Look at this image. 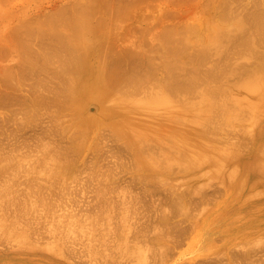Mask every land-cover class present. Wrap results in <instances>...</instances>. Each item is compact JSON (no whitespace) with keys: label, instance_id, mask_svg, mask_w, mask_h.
I'll use <instances>...</instances> for the list:
<instances>
[{"label":"rangeland","instance_id":"1","mask_svg":"<svg viewBox=\"0 0 264 264\" xmlns=\"http://www.w3.org/2000/svg\"><path fill=\"white\" fill-rule=\"evenodd\" d=\"M66 0H0V15L2 16L3 15V12H5L4 13V15L7 17L9 14H10V19L8 18V20L7 19H5L6 17H0L1 19H0V75H3V76H0L1 78L2 77H6L7 75V73H8V78L6 77L5 79H7V80H0L1 82L0 83H2L3 82V84H4V87H6L5 89L4 88H2V89H0V91H9V90H12V88H10L11 86L13 87L14 86V84H16L15 82H17V81H23L24 80V84H26V79H27V81L29 80V75H26V76H28L29 78H26V79H24L25 78V76L24 75H22L21 77H20V74H21V72L19 71V68L17 67L18 66V58H17V48H18V40L20 39V40H22L23 41V39H26V38H28V39H30V41H32L31 43H32V45H33V41L36 39H38L39 41H41L40 39H43L44 38V36L42 37V36H40V34L38 33V32H42L43 30V33L45 32V34L47 35V33H48V29L50 28V26L52 25L51 23L55 20V16H56V12H58L59 10H57L58 9V5L60 6V3L62 4V3H66L67 4V2H68V4L70 3H72V2H74V1H76V0H67L66 2H65ZM70 1H72V2H70ZM145 1H150V2H148V6L146 7L147 9H145L144 7V4L145 5H147L146 4V2ZM143 0V1H141V2H144L143 3V5H142V3L140 4V3H137L138 5H139V7H135V8H132L131 9V11L133 12H130V10H128L126 13H128L127 15H126V13H123L124 15H126L128 18L131 16V19L129 18V20H127L128 18H126L125 16V20H123V14L121 15V17L120 16H118V18H122V20L124 21V23L123 22H121L120 21V19H119V21H120V23L122 24V26H121V24L116 20L115 21V19H116V17H112L111 19H109V17L108 16H106V17H108V18H106L107 20H106V22L108 21L109 22V24H108V22L107 23H105V26H104V30L105 31H107V29H108V31L110 32V39H112V40H110V43L112 42V44H111V46L114 44V41H115V43L117 42V39H119L118 40V42L116 43V44H114V46H112V49L114 48L115 49V47H116V51H117V49H118V51L120 52V50H123L122 52H125V51H128V50H130V51H136L137 53H138V51L139 50H141V48H142V46L143 47H147V50H148V48H155L156 46L153 44V40H154V43L156 42V44H158V45H160V42H161V37L160 36H156V35H159V32H160V30L159 29H161L162 28V30H164L166 27L165 26H163L164 24L165 25H169V26H171L172 24H174V25H172L173 26V28H174V26L175 27H178L179 25V27H181V26H183V24H185V25H187V23L189 22V24L187 25V26H190V24H194V21H193V19L197 22V26L200 28V31L202 30L203 31V33H204V30H203V26H205V23L206 22H208V20L206 19L207 17H210V16H207L208 15V13L212 16L214 13H217L218 11H219V8H221V7H219L221 4V2H222V0H217V2H219L220 1V3H217L218 5H216V3L215 4H213V5H216V6H218L219 8H213L212 10H211V8L213 7V5H212V3H214V2H216V1H214V2H212V0L211 1H209V0H207V2L209 1V2H211V3H209L210 4V7L208 6V5H206V6H208V8L206 7V8H204L205 6H203V5H205L207 2H206V0H185V1H183L182 3H181V0H180V2L178 1L177 2V0H176V2H177V4H175L176 2H173V0H172V2L173 3H171L170 2V0L167 2V3H169V4H166V1L165 0H159V1H161V2H159L158 0H157V2L159 3V5L157 4V2L156 1H152V0ZM151 1H152V3H153V5H151L152 3H151ZM165 3H164V2ZM175 1V0H174ZM188 1H190L189 3H188ZM239 1V0H238ZM245 1H248V2H246V4L242 7V4H241V7L237 4L236 6H239V8L241 9V10H243V8L245 7V6H247V3L248 4H250V3H253V4H250V5H248L247 7H245V8H248L249 9V6H250V8H252L251 6H254V3L257 1V2H262V1H264V0H245ZM60 2V3H59ZM163 2V3H162ZM195 2V3H194ZM203 2V3H202ZM206 2V3H205ZM235 2L236 1H234V2H232L233 3V5H232V3L230 2V4L229 5H232L233 7H236L235 6ZM240 2V1H239ZM242 2L244 3V0H242ZM242 2H240V3H242ZM28 3V4H27ZM52 3H54L55 5H53ZM151 3V4H150ZM162 3V4H161ZM170 3L171 4H175V6L174 5H170ZM185 3V4H184ZM207 3V4H208ZM239 3V4H240ZM57 4V5H56ZM67 4V5H68ZM256 4H258V3H255V5ZM20 5V6H19ZM53 5V6H52ZM63 5V4H62ZM62 5L60 6V8L62 7ZM154 5H155V7H154ZM176 5H178V6H176ZM200 5H201V7H200ZM212 5V6H211ZM55 6H57V7H55ZM63 6H66V5H63ZM152 6V7H151ZM166 6V7H165ZM231 6V7H232ZM16 7H17V9H18V11L16 10ZM48 7V8H47ZM51 7V8H50ZM143 7V8H142ZM148 7H150V9H148ZM215 7V6H214ZM230 6H228V8L230 9V10H232V8H231ZM22 8V9H21ZM55 9V10H57V11H55V10H53V9ZM59 8V9H60ZM164 10H163V9ZM170 8V9H169ZM203 8H204V10H203ZM237 8V7H236ZM255 8V7H254ZM257 8V7H256ZM255 8V9H256ZM55 11V16H53L52 17V15L54 14V12L52 11ZM167 9V12H168V14L167 13H165V10ZM193 9V10H192ZM202 9V10H201ZM210 9V11H208V13L206 12V10H209ZM235 8H233V10H234ZM248 9H246L247 11H249ZM180 10V11H179ZM236 10V9H235ZM237 10H238V8H237ZM241 10H239L238 12H240ZM245 9H244V12L246 11ZM3 11V12H2ZM15 11V12H14ZM50 11H52L53 12V14H51L50 13ZM139 11V12H138ZM146 11V12H145ZM174 13H173V12ZM204 13H203V12ZM213 11H215V12H213ZM252 11V10H251ZM18 12H20V13H18ZM34 12L38 15L39 13H41V14H39L38 16L36 15V14H34ZM44 12V13H43ZM138 12V13H137ZM157 12H159V13H157ZM163 12V13H162ZM172 13L171 15H170V13ZM210 12H212V13H210ZM220 13H221V11H219ZM229 12H231V11H229ZM233 12V11H232ZM232 12H231V14H232ZM243 11H241V13H242ZM250 12V11H249ZM2 13V14H1ZM14 13V14H13ZM15 13H16V15H15ZM26 14L27 13V16H25V17H23V14ZM48 13H50V14H48ZM132 13V14H131ZM144 13V14H143ZM149 13V14H148ZM8 14V15H7ZM11 14H13V15H11ZM22 14V16H20ZM28 14H29V16H28ZM31 14V15H30ZM43 14V15H42ZM45 14V15H44ZM161 14L162 15H165V17L164 16H161ZM174 14V15H173ZM235 14H237L236 13V11H235ZM240 14V13H239ZM246 14V13H245ZM3 15V16H4ZM141 15H145V16H143V18H142V16ZM158 15V16H157ZM160 15V16H159ZM166 15H170L169 17L168 16H166ZM217 15V16H216ZM214 14L209 20H211L212 21V24L214 25V29H215V27H216V21L218 20L217 18H219L218 17V15L219 14ZM233 15V14H232ZM242 15V14H241ZM14 16V17H13ZM19 16V17H18ZM30 16H33V17H30ZM37 16V17H36ZM47 16H48V18H47ZM134 16V17H133ZM155 16H157L156 18H155ZM176 16V17H175ZM206 17L205 19V23H204V21L202 20V21H200V20H198L199 18L200 19H202L203 17ZM216 16V17H215ZM219 16H221V14L219 15ZM40 17V18H39ZM43 17V18H42ZM136 17V18H135ZM146 17V18H145ZM158 17H160V18H158ZM164 17V18H163ZM168 19H167V18ZM175 18V20H174V18ZM214 17H215V19H214ZM11 18H12V20H11ZM29 18H30V20H29ZM38 18V19H37ZM42 18V19H41ZM51 18V19H50ZM114 18V19H113ZM117 18V19H118ZM162 18V19H161ZM212 18H213V20H212ZM5 19V20H4ZM21 20V21H17V20ZM35 19H36V21H35ZM39 19H41V21L43 20L44 21V23H43V21L41 22ZM114 20L113 22H111V20ZM155 20V22H154V20ZM161 19V20H160ZM220 19L222 20V22H223V20L224 19H222V17H220ZM11 20V21H10ZM17 22H16V21ZM28 20V24H27V21ZM37 20H39V22H41L42 23V25L44 24V27L40 24L39 25V23H37L38 21ZM46 20V21H45ZM127 20V21H126ZM153 20V21H152ZM189 20H192V21H189ZM200 21V22H198V21ZM221 20H218V21H220L221 22ZM14 21L16 22L14 25H13V23H14ZM23 21V23H21ZM126 21V22H125ZM131 21V22H130ZM141 21V22H140ZM149 21H151V23L149 22ZM215 21V22H214ZM26 22V23H25ZM31 22V23H30ZM35 24H34V23ZM46 22V23H45ZM47 22H50V26H49V24L47 25ZM117 22L119 23V25L117 24ZM150 24H149V23ZM157 22V23H156ZM187 22V23H186ZM195 22V23H196ZM214 22V23H213ZM220 22H218V23H220ZM19 23V24H18ZM25 23V24H24ZM29 23H30V26L28 27V25H29ZM155 25H154V24ZM171 23V24H170ZM203 23H204V25H203ZM217 23V24H218ZM23 24V25H22ZM34 24V25H33ZM37 24L39 25V26H37ZM107 24V25H106ZM111 24H113V28H115L114 30V32L115 33H113V28H112V25ZM145 24H148V25H145ZM211 24V23H210ZM210 24L208 25V23L206 24V28L204 27V29L206 30L207 29V27L208 28H210V27H212L213 28V25L211 24V26H210ZM18 25H21V26H18ZM25 25H26V27H25ZM33 25V26H32ZM39 28V29H35V28H33V27H36V26ZM116 25V26H115ZM120 26L119 27V30L117 29L118 28V26ZM152 26V29H151V27L149 28L148 26ZM184 25V26H185ZM200 25H201V27H202V29H201V27H200ZM208 25V26H207ZM31 26H32V28H31ZM53 26V25H52ZM110 26V28H107V27H109ZM115 26V27H114ZM139 26V27H138ZM165 27V28H163V27ZM192 26V25H191ZM195 26V25H194ZM196 26V27H197ZM41 27V28H40ZM43 27V28H42ZM46 27V28H45ZM106 27V28H105ZM131 27L133 28H135V30H137V32L134 30V28L133 29H131ZM46 30H45V29ZM54 28V27H53ZM53 28H50V29H53ZM126 28V29H125ZM169 28V27H168ZM172 28V27H171ZM185 28H187V27H185ZM15 29H17V32H16V30ZM25 29H31V33H32V31L33 32H35L36 33V35H35V33L33 34V36H32V34H31V36H29V35H26V30ZM33 29H35V31L33 30ZM40 29H42V31H40ZM129 29L130 30H132V32H131V34H133V35H131V34H129L130 33V31H129ZM144 29V30H143ZM146 29V30H145ZM158 29V30H157ZM184 29V27H182V30ZM8 30V31H7ZM48 30V31H47ZM112 30V31H111ZM121 30L123 31V32H121ZM140 30V31H139ZM174 31H172V32H175L177 29H173ZM14 31V32H13ZM38 31V32H37ZM120 31V32H119ZM139 31V32H138ZM159 31V32H158ZM179 31V30H178ZM181 31V30H180ZM12 34H11V33ZM16 32V33H15ZM47 32V33H46ZM147 32V33H146ZM156 32V33H155ZM158 32V33H157ZM7 33H9V34H7ZM113 33V34H112ZM116 33H118V34H116ZM119 33H121V34H119ZM137 33L139 34V35H137ZM178 33V32H177ZM181 34H183V32H180ZM184 33H185V31H184ZM16 34V35H15ZM19 34V35H18ZM39 34V35H38ZM42 34V33H41ZM129 34V35H128ZM136 34V35H135ZM142 34H143V36L145 37H143L142 36ZM149 34V35H148ZM160 34H161V32H160ZM15 37H13V36ZM25 35V36H24ZM175 35V34H174ZM177 35V34H176ZM17 36V37H16ZM35 36H37L36 38H35ZM119 36H120V38H119ZM135 36V37H134ZM178 37H180L179 36V34L177 35ZM12 37L15 39V42H14V40L12 39ZM21 37V38H20ZM22 37H24V38H22ZM32 37H34V40H33V38ZM42 37V38H41ZM113 37H114V39H113ZM139 39H138V38ZM7 40H6V39ZM10 38V39H9ZM19 38V39H18ZM116 38V39H115ZM132 38V39H131ZM173 38V37H172ZM48 39H50V38H48ZM135 39V40H134ZM141 39V40H140ZM142 39H143V42H141L142 41ZM144 39H145V41L148 39V41H144ZM173 39H176V36H175V38H173ZM231 39V38H230ZM230 39H228V40H230ZM7 41L6 43H8V44H11V45H5V42H3V41ZM11 40H12V42H11ZM17 40V41H16ZM34 41V45L36 44V42H38V40L37 41ZM44 41H45V43H46V40H47V37H46V39H43ZM160 40V42H158ZM227 40V41H228ZM233 40V38L231 39V41ZM43 41V42H44ZM134 41H135V43H134ZM3 42V43H2ZM49 42H51V40H49ZM138 42V43H137ZM139 42L141 43V44H139ZM226 42V41H225ZM225 42H223L224 43V45L226 44L227 46L229 45V44H231L232 42H234V40L230 43V41H229V43H225ZM1 43H2V46H1ZM41 43H42V41H41ZM44 43V44H45ZM135 45H134V44ZM151 43L153 44V46L151 45ZM38 44V43H37ZM36 44V45H37ZM43 44V45H44ZM118 44H119V46H118ZM16 45V46H15ZM35 45V46H36ZM39 45V44H38ZM37 45V47L38 48H40V46H38ZM117 45V46H116ZM136 45H138L137 47H136ZM232 45H233V43H232ZM14 46V47H13ZM34 46V47H35ZM132 46V47H131ZM226 46V47H227ZM9 47V48H8ZM36 47V48H37ZM124 47V48H123ZM229 47H231V45H229ZM6 48V49H5ZM12 48V49H11ZM156 48H159L158 46L156 47ZM3 49H4V51H3ZM8 50H10V51H8ZM158 50H161L160 48L158 49ZM157 50V52H156V49L154 50V49H151V52H152V54L154 53V55H155V52H156V55L158 54L159 55V52L160 51H158ZM142 51V50H141ZM144 51H146V49L145 50H143L142 51V53L141 52H139L140 54H142L143 55V52ZM155 51V52H154ZM149 52H150V50H149ZM151 52L150 53H148V51H147V53L148 54H150L151 55ZM147 53H145L144 52V54L145 55H147ZM162 53V52H161ZM160 53V54H161ZM5 55V57L4 58H6V55L8 56V55H10V57L8 56L6 59H4V60H2L3 58H1L2 56H4ZM15 57V59H14V57L12 56V55ZM149 55V56H150ZM148 56V55H147ZM153 56V55H152ZM160 56V55H159ZM159 56H155L156 58H160ZM12 57H13V59H12ZM145 57V56H144ZM155 57L153 58V57H151L152 59H155ZM177 57V56H176ZM173 58V59H177V58H179V59H184V57H177V58ZM10 58V59H9ZM146 58V57H145ZM145 58H141V59H144V60H146ZM150 58V59H151ZM211 58H213V57H211ZM220 59H221V57H219ZM219 58L217 57V60H219ZM223 58V57H222ZM88 59L89 60H92V58H89L88 57ZM178 59V60H179ZM182 59H181V61H182ZM147 60H149V58L147 59ZM186 60H189L187 57H186ZM186 60H183V62L184 61H186ZM8 61V62H7ZM12 63L11 65H7V64H10V62ZM157 61H158V59H157ZM159 61H160V59H159ZM158 61V62H159ZM151 62V61H150ZM155 62L156 61H154L153 60V62H152V65H154L155 64ZM178 62V61H177ZM183 62L181 63L183 66H188V62L185 64V62H184V64H183ZM189 62H190V60H189ZM195 62V61H194ZM154 63V64H153ZM157 63V62H156ZM191 63L193 64V62L191 61ZM191 63H190V66H192L191 65ZM15 64H17V65H15ZM179 64V63H178ZM196 64V63H195ZM55 63L54 64H51V66L54 68L55 66ZM157 66L156 67H159L158 68V72L156 71V74L157 73H159V75H161L160 77H162V76H165L166 77V74H165V72H163V70L161 69V65H160V62L158 63V64H156ZM159 65V66H158ZM181 65V66H182ZM194 65V64H193ZM11 66H12V68H11ZM50 66V65H49ZM161 66V67H160ZM182 66V67H183ZM186 66V67H187ZM195 66V65H194ZM185 67V68H186ZM201 67H203L202 66V64H201ZM18 70H17V69ZM15 69L17 70L16 72H15ZM47 69V68H46ZM49 70H50V68H48ZM47 69V70H48ZM52 69V68H51ZM157 69V68H156ZM162 70V72L165 74V75H163L162 74V72H160L161 70ZM188 69H190V67H188V68H186V70L187 71H185V69H183L185 72H188L189 70ZM14 70V71H13ZM46 70V71H47ZM54 70V69H53ZM53 70H51V72L53 71ZM160 70V71H159ZM182 70V69H181ZM181 71V72H184V71ZM5 71H7V72H5ZM10 72H11V76L9 75L10 74ZM13 72H15L16 74H12ZM184 72V73H185ZM4 73V74H3ZM20 73V74H19ZM48 73V74H47ZM47 73L45 72V74H47L48 76H49V74H52V73H50V72H48L47 71ZM161 73V74H160ZM43 75V77L45 76L46 77V75ZM6 75V76H5ZM14 75H18L17 77H19L20 78V80H16L15 78H16V76H14ZM35 75V74H34ZM39 75V74H38ZM41 75V74H40ZM39 75V76H40ZM53 75V74H52ZM52 75H50L49 76V78H50V80H53L54 81V83H55V81L58 83V85H60L59 84V82H58V80H60V75H56L57 77H55L54 75H53V77H52ZM159 75H157L158 77H159ZM59 76V77H58ZM233 76H234V74H233ZM233 76H230L229 78H231V79H233ZM10 77V78H9ZM13 77H15V78H13ZM34 77V76H33ZM37 78H38V76H36ZM35 77V78H36ZM43 77H41L40 76V78H42V80H44V83H45V85H43L44 87H46V84H50L51 85V82H53V81H50V80H48L47 81V78L45 79H43ZM0 78V79H1ZM18 78V79H19ZM36 78V79H37ZM54 78H58V79H54ZM164 78V77H163ZM3 79V78H2ZM13 79H15V80H13ZM31 79H32V75H31V78H30V80L28 81L29 83L31 82ZM36 79H32V81L34 80V81H36ZM162 79V78H161ZM38 80V79H37ZM42 80H38L39 81V85L40 86H42V84H44V83H40V82H42ZM227 80V79H226ZM229 80V79H228ZM227 80V81H228ZM6 81L7 82H9V83H6ZM37 81V82H38ZM46 81V82H45ZM232 80H230L229 82H231ZM28 82H27V84H28ZM37 82H36V84H37ZM21 83H23V82H17V84H18V87H19V85L21 84ZM32 83V82H31ZM30 83V84H31ZM57 83L55 84L56 86H55V88L56 87H58V85H57ZM7 84H9V85H6ZM24 84H21V85H24ZM29 84V86H31V87H33L34 89H35V92H31L32 93V95H31V93L29 94V93H27V92H25V91H27L26 89L27 88H24L25 90L23 91V88L22 87H19V88H22V91L17 87V85H15V87H13V88H16V89H14L13 91H10L11 93H10V95L12 94L13 95V93L12 92H14V91H16V90H18L19 92L21 91L23 94H24V96L25 97H29L27 100H26V98H24V96H21V95H17V96H12L11 95V97H10V95L8 94V99H6L5 100V105L2 103H0L1 105H0V107H3V105L4 106H6L8 103L7 102H10L11 100L13 101V103H15V102H17V100H18V102H19V100H21V98L23 97V100H24V103H22L23 102V100H21L22 102H21V104L20 103H15V104H17V105H13V107L14 108H12V107H10L11 108V110L8 108V110L6 109V111H5V108H0L3 112H6L5 114H3V112H1V110H0V116L1 115H4V116H1L2 118H0V119H4L2 122V124L0 125V129H5V130H0V190H2V189H5V188H8L9 187V189H13L14 188V190L16 191V189H17V192L19 191L18 190V188H23L22 190H24L25 191V189L27 188V190L31 187V185H37V183L38 182H40V180H38V177L40 176V175H42L41 176V178L40 179H42L43 180V178L45 179L44 181L45 182H47V183H45V182H43L42 183V180H41V184H40V190H41V188H42V185H43V188H42V190L41 191H43L45 194H49V195H52V196H50V197H52L53 198V200H52V203H54V204H56L55 205V208L56 207H58V210H59V208H63V209H60L59 210V212H57L56 210H54V211H56V212H54V213H56V215H53V216H51V217H53V219H58L59 218V215H58V218H57V214L58 213H60L61 212V210H65V211H67V210H69L68 212L70 213L71 211L73 212V213H75L74 212V210L75 211H78V213L77 214H75V216H74V214H72V216H73V218H78L77 220H79V221H77V222H75V224L77 223H79L78 225H77V227H79V225L81 224V222L80 221H82L83 219L84 220H86V222H84V220L82 221V222H84V223H82V227H84V229H82V227L81 228H77V227H74L73 229H75V230H77V229H79V231H82V232H78L77 231V233H76V231H73V236L72 235H70L71 237L69 238V236H67L66 234H64V232H61L60 231V233L63 235L64 234V236L65 237H67V239L66 238H64V237H62V238H64L65 239V241L62 239V241H64V242H66V241H68L67 243H65L66 245H64L63 244V242H60V243H62L64 246H67V250L65 249L64 251H63V249L65 248V247H63V245L61 244V249H62V251L63 252H65L66 254H64V253H62V251H61V249L59 250V254H63V258L58 254V256H60L61 258H59V257H57L56 255L57 254H52L51 253V255H50V253L47 251V248H49L52 244H53V246L55 247V245H54V238L56 239V237H58V236H55V237H52L51 238V236H50V234L52 235V233H50V234H48L49 232L46 230V234H48L49 236L47 237V235L45 234V232H44V237L42 236V234H43V231H45L44 229H46V228H44L45 226L47 227V228H49V226L47 225V224H49V223H47V222H49V220H53L50 216L48 217V220L47 219H45L46 220V224H45V220H44V218H45V215H44V217H42V219L44 220V223H43V221L40 219L39 221V223H43L44 224V226L42 225V223L41 224H39L38 226H41V227H43V228H41V227H39L38 228V230L37 231H39V229L41 228V229H43V231H39V233L37 234V236H38V238H37V236L35 235H32L36 230H34L33 232L31 231V230H33L32 229V227H33V225L36 227V225L38 224V222H36V219L37 218H35V221H34V223L33 222H31L32 223V225H29V226H31V230H29V228L30 227H28V230L29 231H31V233L27 230V227L25 228V227H23V228H25L26 230V232H28L27 233V235L29 234L31 237H32V240L34 241V239L35 238H37V239H35V242L37 241L38 242V239H41L42 241H40L39 240V242L38 243H43V241H44V245L46 246V247H44L43 245H41V249L40 248H38V246L41 244H38V245H36L32 240H29L28 238H30L29 237V235L27 236V242L29 241L30 243H31V241L33 242V244H35V246H34V248L35 247H37V248H35V249H33L32 248V245H29V246H24V245H22L23 247H18V246H16V243H14V238H13V240L11 239H6V236H4V234L2 235V230L0 229V264H24V263H27V262H25V260H27V258H25L26 256L28 257H30V258H33L35 255H41L42 256V254L43 255H45V257H50V256H52V257H50V258H53V259H55V257L56 258H59V259H61V261L62 260H65V262H66V257H64V256H66L67 255V257H68V261L69 262H67L66 264H134V261H135V264H264V174H261V172H263L264 173V168H262L259 172L257 171L256 172V174H254L250 169V164H252V165H256L255 164V162L257 161V157H256V155H257V152H259V154L260 153H264V131L261 133V131H262V128H258V126H260L257 122H255V121H253V122H250V126L251 127H249V116L250 115H248L247 113L248 112H246V114H247V116L248 117H246V114H244L245 112H242L244 115H245V118H240V114H241V110H242V108L241 107H238L239 105H234V106H231V108H230V106H228V104L230 103V102H228L226 105V107L228 108V110H229V108H230V112L232 113H234V112H236V110L237 111H239V109H241L240 110V113H238L237 112V114H239L238 116H239V118L237 117L236 119H235V117H236V115L237 114H233L231 117H229V119H230V121L229 120H227L226 121V123L224 124H222V122H221V126L222 125H225V127H227V125H228V128L230 127V129L232 128V129H236V127H238L237 125H239V124H242L239 128L241 129V130H243L244 128L245 129H247L248 128V130H250L249 128H251V136H250V134L248 133V131L247 130H245V131H247V132H245L244 130H243V134H242V131L240 130V131H238V133H240L241 132V134L243 135V136H240V135H238L237 133L235 134V131L237 132V130H234V131H232V132H234L232 135H231V137L232 136H234L233 138L235 139L236 137V139L237 140H232V139H230V141L232 142H230L228 139L230 138L228 135L227 136H225V137H229L228 139H225V137H224V139L223 138H221V140L222 141H224L223 143H222V141L220 140L218 143L219 144H217L216 143V145H218L217 146V148L218 149H222V150H226L225 152H223V155H219V157L221 158L222 156H223V158H221L222 159V161L224 160V162L222 163L220 160V162L218 161H216V160H212V159H210L209 157H208V152H207V145L205 146V145H201V146H194V147H196L195 148V151H191V149L189 148L188 150L190 151H184L185 150V148H184V150H182V149H180L181 147H179V149L181 150L180 152H183V156H185V157H187V158H185V157H183L182 158V156L180 155V154H178L177 153V151L178 150H176V156H175V153L172 155V153H173V150H174V148H175V146H174V148L172 149V150H170V152H171V154H169L168 156H167V154L166 153H163L162 151H164V150H168V149H166V148H168V146L166 145V140H164L163 142H165V143H163V144H165V148H163L162 149V151H161V154H163V157L165 156V158L166 157H170V155L171 156H174V157H177L178 155L179 156H181L180 158H177V161H175V162H178V159H181L180 160V162L182 161V163L184 162L183 160L185 159V161L187 160L188 162H187V164L189 163V165H187L186 166V164L185 165H183L182 166V163L181 164H179V166L181 165L182 167H178V165H177V163L174 165V166H176L175 167V169H174V166L171 164L170 165V169L169 168H166V167H168V166H166V167H164V165H163V167H164V169H163V167H162V164H161V162H160V166H161V170L157 167H153V165H155V166H158L159 165V161H168L169 159H173L172 157L171 158H169L168 160H167V158L165 159V158H161L159 161H156L157 159L156 158H160L162 155L160 154V156H159V153H158V151H160V149H161V146L159 145L158 146V143L156 142L158 139H159V137L158 136H160V134L159 135H156V139L154 138L153 140H156V141H154V142H156V144H154V145H152L153 143H151L150 142V144L152 145V146H150V144L149 143H146L147 141H150V140H148V138H146L147 139V141L146 140H144V142L145 143H143V142H140L141 143V145L142 144H145L143 147L142 146H140V147H136V144H138L137 143V141H138V139H140V137L141 136H139V138L137 139V135L135 134V136H137L136 138H135V140H137L136 142H133V144L131 143V147H130V144L129 143H127V139L126 140H124V142H123V140L122 139H125V138H122V134H120V135H117V134H119L120 132H118L117 130V124L116 123H114V122H112V120L110 119L109 121L110 122H112L113 124L111 125V124H109V121H106L107 120V118H101L102 120H104L106 123H108L109 124V126L112 128V126L115 124V126L117 127H115V126H113V132L118 136V140L116 139L117 138V136H113L112 134H111V132H110V129H109V126H108V124H105L104 123V121H102L101 119H96V120H94V123L92 122V124L91 123H88V125L86 124L85 126H87L88 128H90L89 130L87 129V127H84V124H81L80 122H77V124L79 123L81 126H83L84 128H81V127H79L80 125H78V128H75V126L77 125L76 124V121L74 120V122H72L71 124H69L68 123V121L66 122V121H64V122H61L60 123V119H58L57 117H58V115L57 114H52L53 113V111L55 112V110L53 109V108H55L54 106L52 107L51 106V108H50V106L49 105H47L48 103H47V101L49 100V99H47L48 97H47V93H45V92H43L42 91V94L44 95V94H46L45 95V101H44V98L42 99V94L40 93L41 92V90H45L43 87V89L41 88V90L39 91H37L36 90V84L35 85H30ZM53 84V83H52ZM20 85V86H21ZM38 85V86H39ZM49 85V86H50ZM2 86V84L0 85V87ZM8 86H9V88L10 89H7L8 88ZM25 86V85H24ZM53 86V85H52ZM25 87H27V85L25 86ZM30 87V88H31ZM51 87V86H50ZM49 87V88H50ZM30 88H28L29 90H30ZM40 88V87H39ZM54 87H53V89H55ZM4 89V90H3ZM34 89H33V91H34ZM38 89V88H37ZM57 89H59V87L57 88ZM46 90H49L48 89V87H47V89ZM15 92L16 94L18 93L19 94V92ZM31 91H32V89H31ZM56 91H58V90H56ZM36 92H39V93H36ZM47 92V91H46ZM50 92V93H49ZM48 93L51 95V97H53V101L54 100H56V99H54V96L52 95V93L54 92L53 90L51 91V89H50V91H49ZM62 92V91H61ZM6 93H8V92H6ZM14 93V94H15ZM25 93H27L26 95H25ZM36 93V94H35ZM64 93V92H63ZM62 93V94H63ZM22 94V95H23ZM54 94V93H53ZM37 97H36V96ZM57 95V94H56ZM19 96H20V98H19ZM41 96V98H39ZM30 97H31V100H30ZM36 99H35V98ZM47 97V98H46ZM50 97V96H49ZM12 98H14V99H12ZM15 98H16V101H15ZM55 98H56V96H55ZM192 98V97H191ZM34 99H35V101L37 102L36 103V106L37 107H35L36 109H35V113L36 114H33V116L35 115V118H36V120H37V124L35 123L36 122V120H35V118L33 119V125H31L32 124V120H28V119H26L25 121H27V122H25L24 120H21V121H23V122H21L20 121V119H25V118H23V117H25V114H23L22 113V111H24V109H25V111L26 110H30V109H27V108H29L30 106H28V104H26V103H31V102H33L34 101ZM46 99H47V101H46ZM10 100V101H9ZM29 100V101H28ZM40 100H43V101H40ZM34 101V102H35ZM92 101V100H91ZM49 102V101H48ZM50 102H52V101H50ZM49 102V103H50ZM55 102V101H54ZM54 102H52L53 104H54ZM87 102V101H86ZM10 103H12V102H10ZM12 103V104H13ZM40 103H43V104H40ZM47 103V104H46ZM12 104H9L8 106H10V105H12ZM40 104V105H39ZM233 104V103H232ZM19 105H21V106H19ZM22 105H26V106H28V107H22ZM30 105V104H29ZM42 105V106H41ZM46 105H47V107L50 109H48L47 110V108H46ZM50 105H52L51 103H50ZM87 105V106H86ZM86 105L84 106L85 108H83V110H85V111H83V112H85L86 113V110L88 111L86 114H91V115H86V116H94V113L96 114L97 112H98V109H95L94 108V105L92 104V103H89V105H88V103H86ZM21 107L20 109H22V111L20 112L19 110V107ZM42 108H41V107ZM56 106V108H57V105H55ZM90 106V107H89ZM236 106V107H235ZM46 109H45V108ZM232 107H235V109L236 110H233L234 108H232ZM238 107V108H237ZM55 108V109H56ZM14 109V110H13ZM15 109L17 110V111H15ZM40 109V110H39ZM43 109H45V110H43ZM94 109L96 110V112L94 111ZM12 111V112H10V111ZM53 110V111H52ZM89 110L91 111V112H93V113H89ZM24 111V113H27L28 111H26L25 112ZM43 111V112H42ZM45 111V112H44ZM242 111H244V110H242ZM15 112H17V114L15 113ZM37 112H39L38 114L40 115V117L42 116V118L44 119H42V118H40V117H38V114H37ZM49 113V114H46V113ZM50 112H51V114H50ZM2 113V114H1ZM11 113V114H10ZM20 113V114H19ZM41 113H42V115H41ZM45 115H44V114ZM56 113H57V109H56ZM84 113V114H85ZM250 113V112H249ZM9 114V115H8ZM11 115H12V118H11ZM24 115V116H23ZM37 115V116H36ZM53 115H54V117H53ZM99 115V113H97V115H95V117H97ZM244 115H242V117H244ZM13 116H15V117H13ZM23 116V117H22ZM55 118V120H56V118H57V121L59 120V122H57V121H55L54 119H52V123H51V118ZM57 116V117H56ZM233 116H235V117H233ZM5 117V118H4ZM17 117V118H16ZM49 117V118H48ZM11 118V119H10ZM14 118V119H13ZM16 118V119H15ZM46 118V119H45ZM231 118L236 122L235 124H237L238 122L237 121H239L240 123L239 124H237L236 125V127H234L235 126V124H234V121H232L231 120ZM5 119H7V121L9 122V124H8V122L5 120ZM13 119V122H14V124L11 122V120ZM48 119V120H47ZM62 119V118H61ZM109 119V118H108ZM238 119V120H237ZM244 119H248L247 120V122H245L246 124V126L244 125V123H242V121L244 120ZM48 122H47V121ZM242 120V121H241ZM246 120H244V121H246ZM19 122L18 123V125H21V126H18L17 125V123L16 122ZM31 121V122H30ZM39 121V122H38ZM63 121V120H62ZM98 121H100V122H98ZM21 122V123H20ZM58 123V125H57V129H55L54 127H52V126H55L56 125V123ZM223 122H225V121H223ZM0 123H1V121H0ZM26 123V124H25ZM45 123V124H44ZM48 123H51V124H49L48 126V128H50V129H48L46 126H47V124ZM60 123V124H59ZM63 123L64 124H66V123H68V125H63ZM102 123V125H100ZM229 123H231L232 125H229ZM13 126H15V127H13ZM42 125V126H40V125ZM76 124V125H75ZM253 124V125H252ZM8 125V126H7ZM11 125V127H9ZM24 125V126H23ZM38 125V126H37ZM50 125H51V127H50ZM92 125V126H91ZM94 125V126H93ZM234 125V126H233ZM5 126V127H4ZM23 126V127H22ZM37 126V127H36ZM58 126H59V130H58ZM65 128H64V127ZM108 126V127H107ZM158 126V125H157ZM232 126V127H231ZM18 127H19V129H21V130H19L18 129ZM21 127V128H20ZM26 127V128H25ZM47 129H46V128ZM56 127V126H55ZM69 127V128H68ZM73 127H74V129H73ZM91 127H93V128H91ZM97 127V128H96ZM104 127V128H103ZM224 126L222 127L223 129H225L226 130V128H225ZM9 128V129H8ZM24 130H23V129ZM41 128V129H40ZM42 128H44L43 129V131H42ZM64 128V129H63ZM105 128H107V129H105ZM257 128V129H256ZM11 129V130H10ZM17 131H16V130ZM71 129V130H70ZM73 129V130H72ZM79 129H81L82 131H81V133L78 131ZM83 129L85 130V129H87V132L86 131H83ZM98 129H100L99 131H98ZM104 129H105V131H104ZM117 129V130H116ZM238 129V128H237ZM23 130V131H22ZM30 130V131H29ZM37 130H38V132H37ZM48 130V131H47ZM49 130H50V132H49ZM51 130H54V132H56V133H53V131H51ZM62 130H64V131H62ZM93 130V132H91ZM98 132H97V131ZM103 130V131H102ZM114 130H116V131H114ZM222 130V129H221ZM224 130V131H225ZM1 131H3V132H1ZM12 131H14L15 132V134H14V132H13V134H12ZM36 131V132H35ZM45 131H47V132H45ZM72 131H76V132H72ZM88 131H89V133H88ZM157 131H158V129H157ZM6 134H5V133ZM9 132V133H8ZM20 132V133H19ZM23 134H22V133ZM33 132H34V134H33ZM42 132H44V133H42ZM69 132V133H68ZM84 132H86L85 133V137L83 138V133ZM117 132V133H116ZM223 132V131H222ZM225 132H227V134L229 133V132H231L230 130L228 131V130H226ZM225 132H223L224 134H225ZM231 132V133H232ZM250 132V131H249ZM4 133V134H3ZM10 133H11V135H10ZM17 133V134H16ZM18 133H19V135H18ZM29 133V134H28ZM42 133V134H41ZM46 133V134H45ZM60 133V134H59ZM63 133H64V135H63ZM73 133V134H72ZM77 133V134H76ZM82 135V136H80V134ZM99 133V134H98ZM106 133V134H105ZM113 133V134H114ZM249 136V141H248V139L246 140V138H247V136H244V135H246V134ZM252 133H253V135H252ZM50 134V135H49ZM51 134H53V135H51ZM63 135V137H62V135ZM108 134V135H107ZM110 134V135H109ZM151 134L152 133H150V136H151ZM7 135V136H6ZM18 137H16V136ZM22 136L23 138H21V137H19V136ZM25 135H27L28 137H25ZM35 135V136H34ZM38 135H40V136H38ZM44 136V138L42 137V136ZM46 135V136H45ZM67 135V136H66ZM73 135V136H72ZM90 135H91V138H90ZM97 135V136H96ZM100 135V136H99ZM105 135V136H104ZM132 135V137H133V135L134 134H131ZM131 135L129 136V135H125V136H123V137H128V140L130 139V140H133L132 139V137H131ZM236 135V136H235ZM238 135V136H237ZM16 137V139H15V137ZM32 138H31V137ZM36 138V140L34 141V137ZM37 136V137H36ZM65 136V137H64ZM79 136V137H78ZM102 136V137H101ZM112 136H113V138H112ZM119 136H121V138L122 139H120L119 138ZM147 136V135H146ZM146 136H142V139H143V137H144V139H145V137ZM149 136V135H148ZM152 136H155L154 135V133L152 134ZM163 136L165 137L166 135H164L163 134ZM169 136V135H168ZM28 138V139H25V138ZM39 137V138H38ZM55 137V138H54ZM58 137V138H57ZM70 137H71V140H70ZM76 137V138H75ZM88 137V138H87ZM102 138V140H101V138ZM130 137V138H129ZM158 137V138H157ZM170 137L171 138H174V137H172L171 135H170ZM239 137V138H238ZM241 137H242V139H241ZM69 138V139H68ZM79 138V139H78ZM106 138V139H105ZM153 137H151V139H152ZM165 138H167V137H165ZM165 138H163V139H165ZM15 139V140H14ZM18 139H19V141L20 142H18ZM29 140V139H31V141L29 140V141H26L27 142V144H26V142H25V140ZM33 139V140H32ZM43 139V140H42ZM58 139V140H57ZM60 139V140H59ZM77 141H76V140ZM81 139V140H80ZM97 139V140H96ZM99 139V140H98ZM142 139H140L141 141H143ZM161 139V138H160ZM159 139V140H160ZM9 140V141H8ZM38 140V141H37ZM53 140V141H52ZM54 140H55V142H54ZM68 140V141H67ZM121 140H122V142H121ZM129 140V142H132V141H130ZM153 140H151V141H153ZM170 140V142L172 141V139H169L168 138V141ZM174 140V139H173ZM225 140H228L230 143H228L227 141V143L225 142ZM240 140V141H239ZM244 140H246V141H244ZM262 141V144H260L261 142L260 141ZM44 141H47V142H44ZM74 141V142H73ZM84 141V142H83ZM102 141H104L105 142V144L102 142ZM109 141V142H108ZM126 141V142H125ZM175 141V140H174ZM183 141H184V143H186L187 141H185L184 139H183ZM237 141V142H236ZM239 141V142H238ZM241 141H243L244 143H245V145H244V143L242 142V144H240L241 143ZM258 141V142H257ZM10 142V143H9ZM25 142V143H24ZM31 143V144H29V143ZM71 142V143H70ZM78 142V144L80 143V145H77V146H75L76 145V143ZM83 142V143H82ZM97 142V143H96ZM114 142V143H113ZM116 142V143H115ZM118 142V143H117ZM161 140H160V144H161ZM169 142V143H170ZM176 142V141H175ZM175 142H173V144L175 143ZM182 142V141H181ZM237 144H236V143ZM15 143H16V146H14L15 145ZM19 145H18V144ZM20 143H21V145H20ZM34 143V144H33ZM46 143H48V145L46 144ZM65 143V144H64ZM140 143H139V145H140ZM184 143H183V146L182 147H185L184 146ZM187 143H191L190 141L189 142H187ZM187 143H186V145H187ZM225 143V144H224ZM234 143V144H233ZM239 143V144H238ZM247 143V144H246ZM31 146L32 144V146L34 147V149H33V147L31 146H29V145ZM42 144V145H41ZM45 144V145H44ZM50 144V145H49ZM135 144V146H133ZM163 144H162V146H163ZM177 144H179L180 145V142L179 143H177ZM223 144V145H222ZM227 144V145H226ZM232 144H233V146H232ZM257 144V145H256ZM9 145H12V146H9ZM18 145V146H17ZM27 145V146H26ZM35 145V146H34ZM74 145V146H73ZM98 145H99V147H98ZM112 145V146H111ZM114 145V146H113ZM129 145V146H128ZM178 145V146H179ZM231 145V146H230ZM235 145H237V146H235ZM247 145V146H246ZM263 145V146H262ZM5 146V147H4ZM7 146V147H6ZM9 146V147H8ZM46 146V147H45ZM71 146V147H70ZM116 146V147H115ZM127 147L126 149H125V147ZM171 146V145H170ZM170 146H169V148H170ZM220 146V147H219ZM259 146V148H257ZM4 147V148H3ZM11 147H12V149L14 150V151H12L11 150ZM17 147V148H16ZM26 147V148H25ZM48 147V148H47ZM60 147V148H59ZM66 147H68V148H66ZM73 147H75L74 149H72ZM78 147V148H77ZM79 147H81V148H79ZM106 147V148H105ZM109 147V148H108ZM132 147H134V148H132ZM145 147V148H144ZM146 147H148V148H146ZM209 147V146H208ZM222 147H224V149L222 148ZM225 147L228 149H225ZM231 147V148H230ZM238 147H239V149H238ZM243 147V148H242ZM6 148H10L9 150L7 149V151H6ZM38 148V149H37ZM43 148H44V150H43ZM64 148V149H63ZM92 148H93V150H92ZM122 148V149H121ZM129 148H132V150H133V152H131L132 150H129ZM141 148L143 149V150H141ZM176 148H178L177 146H176ZM242 148V149H241ZM5 149V150H4ZM56 149H58V150H56ZM69 149H71V150H69ZM77 149H79L78 151V153H76L77 152ZM98 149V150H97ZM136 149V150H135ZM144 149L146 150V149H148V150H151V151H149L150 153H152V152H154L152 155H153V157L155 156V158H154V161H152V159H153V157H152V155H150V153H148L149 154V156H151L152 157V159H151V157H149V156H147V157H149V162H148V167L145 165H143V162H144V164H145V162L147 163V161L145 160V158H139V156L142 154V152L141 153H139V150H141V151H143V154H144V156L145 155H148V154H145V152H144ZM196 149H197V151H196ZM15 150H16V152H15ZM25 150V151H24ZM36 150V151H35ZM43 152H42V151ZM61 152H60V151ZM74 150L76 151V152H74ZM124 150V151H123ZM147 150V151H148ZM204 150V151H203ZM262 150H263V152H262ZM2 151V152H1ZM10 153H9V152ZM19 151V152H18ZM30 152V153H28V152ZM34 151V152H33ZM70 151V152H69ZM88 151V152H87ZM92 151V152H91ZM109 151V152H108ZM118 153H117V152ZM228 151V152H227ZM261 151V152H260ZM13 152V153H12ZM14 152H15V154H14ZM39 152V154H44V156H45V159L48 161V159H49V161L47 162V161H44L45 159H44V156H43V154L42 155H38L37 153ZM102 152V153H101ZM110 152H111V154H110ZM137 152V153H136ZM165 152V151H164ZM185 152V153H184ZM187 152H189V153H187ZM2 153H3V155H2ZM9 153V155H7V154ZM11 153H12V155H11ZM32 153V154H31ZM59 153V154H58ZM64 153V154H63ZM76 153V154H75ZM89 153H91V154H89ZM113 153V154H112ZM192 153V154H191ZM6 154V155H5ZM46 154V155H45ZM48 154V155H47ZM122 154V155H121ZM155 154V155H154ZM200 154V155H199ZM203 154V155H202ZM205 154V155H204ZM35 155H38V156H35ZM64 155H65V157H64ZM76 155V156H75ZM98 155H99V157H98ZM104 155H106L108 158H106V156L104 157ZM139 155V156H138ZM192 155H195V156H192ZM225 155H227L226 157H225ZM11 156H13V157H11ZM26 156V157H25ZM41 156H42V158H41ZM47 156V157H46ZM71 156V157H70ZM73 156V157H72ZM110 156V157H109ZM138 156V157H137ZM142 156V155H141ZM140 156V157H141ZM144 156H142V157H144ZM157 156V157H156ZM178 156V157H179ZM200 156H201V158H200ZM10 157V158H9ZM15 157V158H14ZM34 157H36L35 159L37 160L36 161V163H35V161H33L32 162V160H34ZM37 157H39V159L37 158ZM51 159H50V158ZM65 158V159H63V158ZM67 157V158H66ZM69 157V158H68ZM78 157V158H77ZM84 157H86V159L84 158ZM100 157L102 158V159H100ZM111 157H112V159H111ZM115 157V158H114ZM195 158V159H193V158ZM205 159H204V158ZM8 158L11 160H8ZM12 158V159H11ZM22 158V159H21ZM33 158V159H32ZM41 158V159H40ZM105 158V159H104ZM121 158H122V160H121ZM126 158V159H125ZM190 158V159H189ZM199 158V159H198ZM2 159V160H1ZM13 159H15V160H13ZM32 159V160H31ZM64 161H63V160ZM73 159V160H72ZM75 159V160H74ZM83 159V161H81ZM100 159V160H99ZM144 159V160H143ZM151 159V160H150ZM175 159V158H174ZM173 159V160H174ZM183 159V160H182ZM201 159V160H200ZM9 162H8V161ZM18 160L20 161V162H18ZM29 161L28 163L27 162H25V161ZM70 160H72V161H70ZM85 160V161H84ZM96 160V161H95ZM126 160V161H125ZM131 160V161H130ZM142 160V161H141ZM196 160V164L195 165H197V166H195L194 165V162L193 161H195ZM198 160V161H197ZM200 160V161H199ZM4 161V162H3ZM9 163H7V162ZM16 161V163H14V162ZM56 161H57V164H56ZM62 161H63V164H62ZM66 161H67V163H66ZM109 161V162H108ZM111 161H113L112 163H111ZM118 161V162H117ZM129 161V162H128ZM150 161L153 163V162H155V164L153 163H150ZM166 161H165V163H166ZM24 162V163H23ZM31 162H32V164H31ZM43 162V163H42ZM44 162H46V163H49V164H51V163H53V165L51 164L50 165V167H49V164H47L46 165V163H44ZM51 162V163H50ZM71 162H73V163H71ZM75 162V163H74ZM85 162V163H84ZM169 162V161H168ZM171 162H172V160H171ZM174 162V161H173ZM172 162V163H173ZM4 163V164H3ZM7 163V164H6ZM17 163H19V165H18V168L21 166V169L19 170L17 167H15V166H17L16 164ZM22 163V164H21ZM31 164V168H30V164ZM92 163V164H91ZM102 163V164H101ZM117 165H116V164ZM150 163V164H149ZM164 163V162H163ZM164 163V164H165ZM179 163V162H178ZM186 163V162H185ZM222 163V164H221ZM9 165L10 167H2L3 165ZM13 164H15V165H13ZM24 164H25V166H24ZM27 164H29V165H27ZM36 164V165H35ZM38 164H40V166L38 167ZM42 164H44V165H42ZM58 164H60V166H58ZM86 164H87V166H86ZM97 164V165H96ZM132 164V165H131ZM139 164V165H138ZM158 164V165H157ZM217 164V165H216ZM11 165L12 166H14V168L13 167H11ZM56 165V166H55ZM62 165L63 166H65V168L67 169H64V168H62ZM88 165H90V166H88ZM94 165V166H93ZM109 165V166H108ZM126 165V166H125ZM131 165V166H130ZM167 165H169L168 163H167ZM191 165H193V166H191ZM33 166H35L36 167V170H35V167H33ZM44 166V167H43ZM47 166V168L46 169H49V172L48 171H46V170H44L45 169V167ZM54 166V167H53ZM67 166V167H66ZM74 166V167H73ZM80 166V167H79ZM103 166V167H102ZM121 166V167H120ZM129 166V167H128ZM184 166H186V167H184ZM191 166V167H190ZM29 167V168H28ZM34 169H33V168ZM43 167V168H42ZM69 167V168H68ZM87 167H88V169H87ZM106 167V168H105ZM184 167V168H183ZM189 167V168H188ZM256 167V166H255ZM12 168V169H11ZM26 170H24V169ZM27 168L28 169H30V172H32V170H35V171H33L32 173H30L29 172V170H27ZM41 168H42V170H41ZM64 170V171H62V169ZM78 168V169H77ZM80 168V169H79ZM98 168V169H97ZM103 168V169H102ZM117 168V169H116ZM146 168H148V169H146ZM154 168V169H153ZM166 168V169H165ZM173 169V171H172V169ZM178 168V169H177ZM179 168H181V171L179 170ZM13 169H17V171L18 172H20L21 174L19 175V173L16 171V170H14L13 171ZM38 169H40V171H38ZM52 169V170H51ZM69 169V170H68ZM73 169V171H71ZM115 169V170H114ZM140 169V170H139ZM146 169V170H145ZM152 169H153V171H152ZM7 170H9L8 172H10V170H11V173L10 174H13L14 176L12 177V175L11 176H9L10 174H8V172H7ZM23 170V171H22ZM51 170V171H50ZM75 170H77V171H75ZM84 170H85V173L84 174H82V176H81V173H83L84 172ZM93 170V171H92ZM112 170V171H111ZM157 170V171H156ZM162 170H166V171H162ZM176 170V171H175ZM177 170H179V171H177ZM257 170V169H256ZM29 173H28V172ZM36 171H38V172H36ZM56 173H55V172ZM61 171H62V173H61ZM65 171H66V174H67V177H66V174H65ZM78 171H80V172H78ZM88 171V172H87ZM5 172V173H4ZM34 172L35 173H38L39 174V176H37L36 174H34ZM55 173L54 175H56V176H54L53 175V173ZM75 174H74V173ZM77 172V173H76ZM93 172V173H92ZM114 172H115V174H114ZM176 172V173H175ZM3 173H4V175H3ZM16 173H18V175L19 176H22V177H18V175L16 174ZM25 173V174H24ZM26 173H28V175L27 176H29L30 177V175L31 174H34L32 177L33 178H35V179H33V178H28L27 176V178L25 177V175H26ZM43 173H45V174H43ZM51 174V175H49V174ZM62 174L63 176V178L62 179H64L65 181L67 180V182L66 183H64L65 181H63V183H64V185H62L63 183H61L62 181H61V178L60 179H56V178H58V177H60L59 175L60 174ZM65 175H64V174ZM96 173V174H95ZM101 173H102V175H101ZM105 173V174H104ZM107 173V174H106ZM48 174V175H47ZM58 174V175H57ZM74 174V175H73ZM85 174H87L86 176H84ZM151 174V175H150ZM153 174V175H152ZM157 174H160V175H162L163 177H165V178H167V177H170V178H168V180H167V182H166V180L164 179H161L162 181H160V180H158V179H160L158 176H157ZM7 175V177H5ZM46 175V176H45ZM77 175V176H76ZM98 175V176H97ZM114 175V176H113ZM159 175V176H160ZM187 175V179H186V176ZM4 176V177H3ZM16 176V177H15ZM35 176V177H34ZM43 176H45V177H43ZM69 176H70V178H72V180H71V182H69V180H70V178H69ZM92 176V177H91ZM105 176H107V177H105ZM109 176V177H108ZM152 176V177H151ZM161 176V178H163ZM177 176H178V178H177ZM183 176V177H182ZM3 177V178H2ZM25 177V178H24ZM43 177V178H42ZM47 177H48V179H47ZM88 177V178H87ZM90 177V178H89ZM103 177V178H102ZM148 177V178H147ZM173 177V178H172ZM175 177V178H174ZM185 177V178H184ZM8 179L9 180V178H11L8 182L7 181H4V180H2V179ZM15 178V179H14ZM17 178H19V179H17ZM52 178V179H51ZM55 178V179H54ZM84 178V179H83ZM87 178V179H86ZM92 178V179H91ZM98 178V179H97ZM100 178V179H99ZM107 178V179H106ZM183 178V179H182ZM5 179V180H6ZM13 179V180H12ZM18 180V182H16L17 180ZM25 179V180H24ZM29 179H33L32 180V182H31V180H29ZM50 179V180H49ZM54 179V180H53ZM79 179H82V180H79ZM89 179V180H88ZM95 179V180H94ZM179 179V180H178ZM26 180H29L30 182H31V185H30V183L28 182V181H26ZM36 180H38V181H36ZM49 180V181H48ZM51 180H53V181H51ZM75 182H74V181ZM76 180H78V182H80V184L76 181ZM155 180V181H154ZM184 180H185V182H184ZM21 181L24 183H21ZM35 181H36V184H34L35 183ZM61 181V182H60ZM74 183H73V182ZM83 183H82V182ZM157 181H160V182H157ZM179 181V182H178ZM183 181V182H182ZM6 182V183H5ZM13 182V183H12ZM51 182H55V184L54 183H51ZM59 182V183H58ZM68 182L70 183V185L68 184ZM163 182V183H162ZM170 182H172V184L170 183ZM176 182V183H175ZM27 183V184H26ZM29 183V184H28ZM58 183V184H57ZM71 183H73L72 185L73 186H71ZM98 183V184H97ZM100 183V184H99ZM109 183V184H108ZM128 183V184H127ZM189 183V184H188ZM210 183H213V184H210ZM217 183V184H216ZM8 186H7V185ZM10 184V185H9ZM48 185V187H46V185ZM50 184V185H49ZM61 184V185H60ZM67 184V185H66ZM77 184V186L75 187V185ZM84 184V185H83ZM89 184V185H88ZM94 186H93V185ZM126 184V185H125ZM162 184V185H161ZM171 184V185H170ZM187 184V185H186ZM26 185H28V186H26ZM30 185V186H29ZM39 185V184H38ZM44 185H45V187H44ZM51 185H52V187H51ZM57 187H56V186ZM60 185V186H59ZM69 185V186H68ZM79 185H80V187H82L81 189H80V187H79ZM99 185V186H98ZM117 185V186H116ZM119 185V186H118ZM183 185H186V186H183ZM200 185V186H199ZM212 185V186H211ZM3 186H4V188H3ZM51 188H50V187ZM59 186V187H58ZM83 186H85V188L83 187ZM89 186V187H88ZM113 186V187H112ZM128 186V187H127ZM170 186V187H169ZM192 186H194L193 188H192ZM34 187H37V188H39L38 186H34ZM56 187V188H55ZM69 187V188H68ZM75 187V188H74ZM88 187V188H87ZM182 187V188H181ZM185 187H187V188H185ZM213 187V188H212ZM16 188V189H15ZM50 188V189H49ZM58 188V189H57ZM71 188V189H70ZM100 188V189H99ZM103 188V189H102ZM107 188V189H106ZM185 188V190H183ZM189 188V189H188ZM12 189L11 190H9V191H12ZM30 189H34V188H30ZM62 190V192H61V190ZM67 189L69 190L68 192H67ZM78 189V190H77ZM95 190V193H93L94 192V190ZM112 189V190H111ZM216 189H217V191H216ZM60 192H59V191ZM93 190V191H92ZM107 190V191H106ZM203 190V191H202ZM53 192L52 194H50L49 192ZM177 191H178V193H177ZM180 191H181V193H180ZM185 191V192H184ZM20 193L22 192V191H19ZM27 192V191H26ZM46 192H48V193H46ZM59 192V193H58ZM66 194H65V193ZM80 192V193H79ZM184 192V193H183ZM190 192V193H189ZM200 192V193H199ZM203 192V193H202ZM13 193H16V192H13ZM12 193V194H13ZM28 193V192H27ZM26 193V194H27ZM44 193L42 194V195H44ZM61 193V194H60ZM71 193H73V194H71ZM77 193V194H76ZM101 193V194H100ZM104 193V194H103ZM124 193V194H123ZM195 193V194H194ZM197 193V194H196ZM10 194H11V192H10ZM22 194L23 195H21V196H25L24 198L25 199H27L28 198V196L27 195H24L25 193L24 192H22ZM57 194V195H56ZM59 194V195H58ZM80 194V195H79ZM95 194V195H94ZM178 194V195H177ZM181 194H182V196H181ZM185 194V195H184ZM14 195V194H13ZM46 195V196H47ZM48 195V196H49ZM54 195V196H53ZM61 195V196H60ZM64 197H63V196ZM76 195H77V199H76ZM79 195V196H78ZM133 195V196H132ZM179 195H180V197H179ZM45 196V195H44ZM45 196V197H46ZM56 196V197H55ZM58 196H60V197H62L64 200H65V203H63V205H60V203L62 204V202H64V200H62V198H60V197H58ZM72 196V197H71ZM74 196H75V198H74ZM97 196H98V198H97ZM103 198H102V197ZM106 196V197H105ZM129 198H128V197ZM131 196V197H130ZM30 197V196H29ZM119 197V198H118ZM127 197V198H126ZM135 197V198H134ZM55 198V199H54ZM72 198H74V199H72ZM94 198H95V200H94ZM99 198H100V200H99ZM107 200H106V199ZM121 198V199H120ZM124 200H123V199ZM133 198V199H132ZM138 198V199H137ZM47 199H48V197H47ZM50 199V198H49ZM60 201H59V200ZM97 199V200H96ZM128 199V200H127ZM135 199V200H134ZM68 200V202H66ZM72 200H76L75 202L74 201H72ZM99 200V201H98ZM131 200H132V202H131ZM137 200V201H136ZM28 201V200H27ZM51 201V200H50ZM54 201V202H53ZM62 201V202H61ZM95 201H96V203H97V205H96V203H95ZM108 201H109V203H108ZM111 201V202H110ZM139 201V202H138ZM56 202V203H55ZM73 202V203H72ZM100 202V203H99ZM103 202V203H102ZM136 202V203H135ZM179 202H181V203H179ZM9 203V202H8ZM80 203V204H79ZM112 205H111V204ZM131 203V204H130ZM133 203H135V204H133ZM177 203V204H176ZM187 203V204H186ZM57 204H59L58 206H57ZM70 204V206H68ZM73 204V205H72ZM101 204V205H100ZM108 204V205H107ZM126 204V205H125ZM127 204H129V206L127 205ZM184 204H185V206H184ZM8 205V204H7ZM53 205V204H52ZM66 205V206H65ZM77 205V206H76ZM80 205H82V206H80ZM103 205V206H102ZM105 205L106 206H108V207H105ZM111 205V206H110ZM114 205V206H113ZM131 205V206H130ZM54 206V205H53ZM63 206V207H62ZM76 206V207H75ZM96 206V207H95ZM135 206V207H134ZM181 206H183V207H181ZM8 207H11L10 206V203H9V205H8ZM65 207V208H64ZM82 207V208H81ZM99 207V208H98ZM113 207V208H112ZM124 207V208H123ZM131 207V208H130ZM180 207V208H179ZM78 208V209H77ZM79 208H80V210H79ZM95 208V210H90V209H94ZM101 208V209H100ZM135 208V209H134ZM12 209V208H11ZM73 209V210H72ZM85 209V210H84ZM86 209H88V210H86ZM110 209V210H109ZM182 209V210H181ZM187 209V210H186ZM6 210H9V208L7 209V207H6ZM13 210V209H12ZM11 210V211H12ZM104 210V211H103ZM10 210L9 211H4L3 213L4 214H6L5 212H8L7 213V215H12L11 213H13V211L11 212ZM62 211V212H63ZM113 211V212H112ZM123 211V212H122ZM185 211V212H184ZM9 212H11V213H9ZM67 212V213H68ZM71 212V213H72ZM80 212V213H79ZM93 212V213H92ZM101 212H103V213H101ZM199 212V213H198ZM40 213V212H39ZM66 213V215H68ZM88 213V215L86 216V214ZM0 214H2L1 212H0ZM36 214H38V213H36ZM41 214V213H40ZM40 214H38L39 216H40ZM106 214V215H105ZM118 214V215H117ZM126 214V215H125ZM37 215V216H38ZM64 215V214H63ZM70 215V214H69ZM69 215H68V218L67 219H71V218H69ZM77 215V216H76ZM99 216V218H98V216ZM102 215V216H101ZM41 216H43V215H41ZM41 216H40V218H41ZM80 216V217H79ZM83 216V217H82ZM89 216V217H88ZM94 216V217H93ZM96 216V217H95ZM111 216V217H110ZM56 217V218H55ZM63 217V216H62ZM92 217V218H91ZM107 217V218H106ZM47 218V217H46ZM97 218V219H96ZM63 219H65V217L63 218ZM67 219H66V221L64 220V222L63 223H68V221H67ZM89 219H91L90 221H89ZM107 219V220H106ZM122 219V220H121ZM126 219V220H125ZM60 221H62L61 219H59ZM74 220V219H73ZM72 220V221H73ZM95 220V221H94ZM104 220V221H103ZM106 220V221H105ZM115 220V221H114ZM38 221V220H37ZM75 221V220H74ZM110 222V224H109V222ZM53 222H55L54 220H53ZM96 222H97V224H96ZM37 223V224H36ZM56 223V222H55ZM58 223V222H57ZM63 223H61V224H59V225H61V226H64L63 225ZM73 223V222H72ZM105 223H107V224H105ZM137 223V224H136ZM74 224V223H73ZM74 224V226H76ZM104 224V225H103ZM139 224V225H138ZM165 224V225H164ZM51 225V224H50ZM107 225H109L111 228L114 226V228H113V230H114V234H113V232H112V229L109 227V226H107ZM117 225V226H116ZM173 225V226H172ZM37 226V227H38ZM68 227V225H65L64 227ZM70 226H72V225H70ZM104 226V227H103ZM142 228H141V227ZM165 226V227H164ZM36 227V228H37ZM73 227V226H72ZM100 228L99 230H98V228ZM117 227V228H116ZM22 228V227H21ZM19 229L18 227L16 228L17 230H19V231H21L22 229ZM69 228V227H68ZM77 228V229H76ZM103 228V230H104V233L102 234V229ZM104 228H106V229H104ZM119 228V229H118ZM161 228H163V229H161ZM35 229V228H34ZM40 229V230H41ZM50 229V231H51V229H53V228H49ZM72 229V230H73ZM81 229V230H80ZM88 229H97L98 231H96V233H97V235L95 236V234L94 235H91V233H89V232H91V231H88ZM109 229H111L110 231H109ZM168 229V230H167ZM118 230V231H117ZM119 230H122V232L120 231L119 232ZM127 230V231H126ZM136 230V231H135ZM158 230H159V233H158ZM14 231V230H13ZM36 231V232H37ZM83 231H85V232H87V233H85V232H83ZM108 231V232H107ZM117 231V232H116ZM172 231V232H171ZM182 233H181V232ZM59 232V231H58ZM100 232V233H99ZM115 232H116V234H115ZM119 232V234H117ZM177 232V233H176ZM41 233V234H40ZM59 233V235H61ZM74 233H75V235H74ZM121 233V234H120ZM123 233V234H122ZM165 233V234H164ZM176 233V234H175ZM35 234V233H34ZM39 234L42 236H39ZM56 234H57V232H56ZM99 234V235H98ZM101 234L103 235V237L101 236ZM110 234H112V235H110ZM143 234V235H142ZM174 236H173V235ZM179 234V235H178ZM109 235V236H108ZM113 235L115 236V237H113ZM154 235V236H153ZM170 235V236H169ZM2 236H4L3 238H2ZM33 236H34V239H33ZM53 236V235H52ZM108 236V237H107ZM133 236V237H132ZM159 236H161V237H159ZM257 236V237H256ZM11 237V236H10ZM51 239H50V238ZM61 237V236H60ZM151 237V238H150ZM4 238H5V240H4ZM8 238H9V236H8ZM43 238V239H42ZM45 238V239H44ZM47 238H49V240H46ZM95 238V239H94ZM116 238V239H115ZM118 238V239H117ZM124 238V239H123ZM126 238V239H125ZM261 238V239H260ZM123 240V241H122ZM134 240V241H133ZM155 240V241H154ZM12 241H13V243L15 244V245H13V243H12ZM47 241H48V243L50 242H52V244L51 245H49L48 247H47ZM55 241H57V243H59L58 242V239H56ZM59 241H60V238H59ZM157 241V242H156ZM177 241V242H176ZM251 241V242H250ZM23 242H26V240L25 241H23ZM21 243V244H24V243ZM27 242L25 243V244H27ZM155 242V243H154ZM249 242V243H248ZM30 243H28V244H30ZM95 243V244H94ZM117 243V244H116ZM126 243H127V245H126ZM162 243H163V245H165V246H163L162 245ZM18 244H20V242L18 243L17 242V245ZM20 244V245H21ZM56 244V243H55ZM95 246H94V245ZM122 244H124V245H122ZM156 244V245H155ZM242 244V246H240ZM57 245V244H56ZM118 245V246H117ZM121 245V246H120ZM126 245V246H125ZM259 245H261V246H259ZM43 246V247H42ZM53 246H51V248L50 249H52V247ZM120 246V247H119ZM26 247V248H25ZM28 247H30V248H32V249H30L29 250V248ZM127 247V248H126ZM165 247V248H164ZM25 248V249H24ZM28 248V249H27ZM44 248H45V250L46 251H43L44 250ZM129 248H131L132 250H130ZM134 248V249H133ZM148 248V249H147ZM142 249V250H141ZM166 249V250H165ZM228 249V250H227ZM128 250V251H127ZM140 250V251H139ZM146 250H147V252H146ZM154 250V251H153ZM169 250V251H168ZM230 250V251H229ZM239 250H241V251H239ZM134 252V253H132V252ZM146 252V253H144V252ZM233 251V252H232ZM237 251V252H236ZM1 252H2V254H1ZM61 252V253H60ZM154 252V253H153ZM155 252L157 253V254H155ZM161 252V253H160ZM163 252V253H162ZM168 252H169V254H168ZM33 253V254H32ZM132 253V254H131ZM138 253V256L136 255ZM143 256H141L140 254ZM143 253V254H142ZM234 253H238L237 255L236 254H234ZM241 255H240V254ZM4 254V255H3ZM129 254V255H128ZM154 254H155V257H153L154 256ZM188 254V255H187ZM243 254V255H242ZM7 255V257H5ZM47 255V256H46ZM55 255V256H54ZM137 257H135V256ZM149 255H150V258H148L149 257ZM153 255V256H152ZM158 255V256H157ZM147 256V257H146ZM152 256V257H151ZM28 257V258H29ZM133 257H135V258H133ZM139 257H141V258H148V259H146L145 258V260L146 261H143V259L142 260H140V258ZM160 257H161V259H160ZM229 257H230V259H229ZM236 257V258H235ZM66 258V259H65ZM138 258H139V260H138ZM158 258V259H157ZM168 258V259H167ZM135 259V260H134ZM153 259V260H152ZM103 260V261H102ZM138 260V261H137ZM150 260V261H149ZM156 260H158V262L156 261ZM161 260H163L162 262H160ZM24 261V262H23ZM141 261H143V262H141ZM154 261V262H153ZM21 262H23V263H21ZM65 262H63V264L65 263ZM148 262V263H147ZM156 262V263H155ZM41 264H43V263H41Z\"/></svg>","mask_w":264,"mask_h":264},{"label":"bare ground","instance_id":"2","mask_svg":"<svg viewBox=\"0 0 264 264\" xmlns=\"http://www.w3.org/2000/svg\"><path fill=\"white\" fill-rule=\"evenodd\" d=\"M67 1V0H66ZM65 1V2H66ZM69 1V0H68ZM141 1H143V0H76V1H74V2H72V1H70V2H72L71 4L69 3L68 4V2H67V4L65 3H62L63 5H66V6H63L60 2V6L62 5V7L60 8V6L58 5V9L57 10H59L58 12H56V16H55V11H57V10H55V9H53V10H55V11H53L52 9V11L54 12V14H53V12L52 11H50V13L51 14H53L52 15V17L53 16H55V20L51 23L52 25L50 26V22H47V25L49 24V26H50V28H53V29H48L47 31H48V33H47V35L45 34V32L43 33V31H42V29H40V31H42L41 33L40 32H38L39 34H40V36H44V38L43 39H46V37H47V40H46V43H45V41L43 40V39H40L41 41H42V43H41V41H39L38 39V42H36V44L38 45V46H40V48H38L37 47V45L35 46L34 45V41L36 40H34V37H32L33 38V45H32V41H30V39H28V38H26V39H23V41L22 40H20L19 38V40L17 41L18 43V50H17V58H18V68H19V71L21 72V74H20V77L22 76V75H24L25 76V78L24 79H26V78H31V75H32V79L34 78V79H36L37 77L36 76H38V80L40 79V80H42V78H40V76L41 77H43V75L45 74V72L47 73V71L48 72H50V73H52L55 77H57L56 75H60V80H58V82H59V84L60 85H58V83L55 81V83H54V81L53 80H50V78H49V76L50 75H52V74H49V76L47 75V74H45L46 75V77L44 76L43 77V79L45 78H47V81L48 80H50V81H53V82H51V85L50 84H46V87H44L43 85H45V83H44V80H42V82H40V83H44V84H42V86H40L38 83H39V81L36 79V81H32V79H31V84L28 82L29 80H30V78H29V80L27 81V79L25 80L26 81V84H24L25 82H24V80L23 81H21L20 80V78L19 77H17L16 75H14V76H16V78L15 77H13V78H15L16 80H20V81H17L18 83L19 82H23V83H21V84H24L25 86L27 85V87H25L24 85H19V87H22L23 88V91L25 90L24 88H27L26 90L27 91H25V92H27V93H31V92H35V89L33 88V87H31V86H29V84L30 85H35L36 84V82H37V84H36V90L38 91L39 89L41 90V88L43 87L44 89L46 88L47 89V87H48V89L49 90H41V94H42V91L43 92H45V93H47L48 95H47V99H49L48 101L50 102V101H52V102H54V104L52 103V102H50L52 105H50V103L47 101V99H46V101H47V105H49L50 106V108H51V106L53 107H55L56 108V106L55 105H57V113H56V109L55 108H53L54 110H55V112L53 111V113L52 114H57L58 115V119H60L61 121H60V123L61 122H64V121H68V123L69 124H71L72 122H74V120L76 121V124H77V122H80L81 124H84V127H87V126H85L86 124L88 125V123H91L92 124V122L94 123V120H96V119H101V118H107V120L106 121H109L110 119L112 120V122H114V123H116L117 125V127L115 126V124L113 125V126H115L117 129V131L118 132H120L119 134H117V135H120V134H122V138H125V139H122L121 138V136H119V138L120 139H122L123 140V142H124V140H126L127 141V143H129L130 144V147H131V143L133 144V142H136L137 140H135V138L139 135V136H141L140 137V139H142V136H146L145 137V139H144V137H143V141H141L140 139H138L139 138V136L137 137V139H138V141H137V143L138 144H136V147H140V146H144L145 144H142L141 145V143L140 142H143V143H145L144 142V140H146L147 141V139L146 138H148V140H150V141H147L146 143H149L150 144V142L151 143H153L152 145H154V144H156V142L158 143V146L160 145L161 146V149H160V151H158V153H159V156H160V154H161V151H162V149L163 148H165V144H163V143H165V142H163L164 140H166V145L168 146V148H166V149H168V150H164V151H162L163 153H166L167 154V156L169 155V154H171V152H170V150H172L173 148H174V146L176 145L178 148H176V146H175V148H174V150H173V153H172V155L175 153V156L177 155L176 154V150H178L177 151V153L178 154H180L181 156H182V158L183 157H185V156H183V152H180L181 150L180 149H182V150H184V148H185V150L184 151H187L189 148L191 149V151H195V148L197 147V146H201L202 144L203 145H207L206 147V149H207V152H208V157L210 158V159H212V160H216L217 162L220 160L222 163L224 162V160L222 161V159L221 158H223V152H225L224 150H222V149H218L217 148V146L218 145H216V143L217 144H219L218 142L221 140V138H223L224 139V137L225 136H229V137H225V139H228L229 141H230V139H232V140H237L236 138L234 139L233 137L234 136H232L231 137V135L234 133V132H232V131H234V130H237V132L235 131V134L237 133L238 135H240V136H243L242 134H243V130L245 129H243V130H241L240 128V126L242 125V124H239L240 122L239 121H237L238 123L237 124H239V125H237V124H235L236 122L234 121L237 117L239 118V116H240V118H245V115L244 114H246V112H248L247 114L248 115H250L249 117L247 116V114H246V117H248L249 118V127H251L250 126V122H253V121H255V122H257L260 126H258V128H262V131H261V133L264 131V1H262V2H255V3H258V4H256L255 5V3H254V6H251L252 8H250V6H249V9L248 8H245V7H247L248 5H250V4H253V3H250V4H248L247 3V6H245L244 8H243V10H241L240 8H239V6L241 7V4H242V7L246 4V2H248V1H245L244 0V3L242 2V0H239L240 2H242V3H240L238 0H222V2L220 3V1L219 2H217V0H212V2H214V1H216V2H214V3H212V5L213 4H215L216 3V5H218L217 3H220L221 5L219 6V7H221V8H219L218 6H216V5H213V7L211 8V10L214 8H219V11H221V13L218 11L217 13H214L215 15L216 14H221V16H219L218 15V17L219 18H217L218 20H221L220 19V17H222V19H224L223 20V22H222V20H221V22L220 21H214L216 24V27H215V29H214V25L212 24V21L211 20H209L212 16L208 13V11H210V9L209 10H206V12L208 13V15L207 16H210V17H203L202 19H198V20H200V21H204V23H205V20L207 19L208 20V22H206L205 23V26H206V24L208 23V25L211 23L212 25H213V28L212 27H210V28H208L207 27V29L205 30L204 29V27L205 26H203V30H204V33H203V31L201 30L200 31V28L197 26V22L193 19V21H194V24L192 23V24H190V26H187L188 24H189V22L187 23V25H185V24H183V26H181V27H175L174 26V28L175 29H177L175 32H172V31H174L173 29V26L172 25H174V24H172L171 26H169L168 24L167 25H163V26H165V27H163V28H165L164 30H162V28L161 29H159L160 30V32H161V34H160V32H159V35H156L157 37L158 36H160L161 37V42H160V40L158 41V42H160V45H158V44H156V42L154 43V40L152 41L153 42V44L157 47H159L161 50H158L159 48H148V50H147V47H143L142 46V48H141V50L143 51V50H145L146 49V51H144L145 53H147V51H148V53H150L151 52V49H156V52H157V50L158 51H160L159 52V55L157 54L156 55V52H155V55H154V53L152 54V52H151V55L150 54H148L147 53V55H145L144 54V52H143V55L142 54H140L139 52H141L142 53V51L141 50H139L138 51V53L134 50H132V51H130V50H128V51H125V52H122L123 50H120V52L118 51V49H117V51H116V47H115V49L113 48L112 49V46H114V44H116L117 42H118V40L119 39H117V42L115 43V41H114V44L111 46V44H112V42L110 43V40H112V39H110V32L108 31V29H107V31H105L104 30V26H105V23H107L106 22V18H108L109 17V19H111L112 17H116V19H115V21L117 20L119 23H120V21L122 20V18L120 19V18H118V16H120L121 17V15L123 14V13H126L128 10H130V12H132L131 11V9L132 8H135V7H139V5L142 3V5H143V3L144 2H141ZM145 1V0H144ZM153 1V0H152ZM152 1H151V3H152ZM154 1H156L157 2V0H154ZM159 1V0H158ZM166 1V0H165ZM169 0H167L166 1V4H169V3H167ZM180 2V0H177V2ZM183 1H185V0H183ZM182 0H181V3L183 2ZM196 1V0H195ZM200 1V0H199ZM209 1H211V0H209ZM208 1V2H209ZM234 1H236L235 2V6L238 4L239 6H236L237 8H238V10H237V8L236 7H233L234 5H233V3L232 2H234ZM146 2V4L147 5H145L144 4V8L145 9H147L146 7L148 6V2H150V1H145ZM159 2H161V1H159ZM164 2V1H163ZM162 2V3H163ZM170 2L171 3H173V2H176V0L174 1L173 0V2H172V0H170ZM177 2L175 3V4H177ZM190 1H188V3H189ZM206 2H207V0H206ZM205 2V3H206ZM207 2V3H208ZM230 2L232 3V5H229L230 4ZM137 3H140L139 5L137 4ZM150 3V4H151ZM161 3V4H162ZM165 3V2H164ZM170 3V5L172 6V5H174L175 6V4H171ZM195 3V2H194ZM203 3V2H202ZM205 4V5H203V6H205L204 8H208V6L210 7V4L209 3H211V2H209L208 4ZM240 3V4H239ZM28 4V3H27ZM53 5H55L54 3H52ZM157 4L159 5V3L157 2ZM185 4V3H184ZM244 4V5H243ZM52 5V6H53ZM57 5V4H56ZM151 5H153V3L151 4ZM206 5H208V6H206ZM211 5V6H212ZM20 6V5H19ZM176 6H178V5H176ZM215 6V7H214ZM228 6H232L233 8H235L234 10H233V8H232V10H230L229 8H228ZM55 7H57V6H55ZM152 7V6H151ZM154 7H155V5H154ZM157 7V6H156ZM155 7V8H156ZM166 7V6H165ZM200 7H201V5H200ZM256 9H255V8ZM48 8V7H47ZM51 8V7H50ZM60 8V9H59ZM143 8V7H142ZM204 8H203V10H204ZM22 9V8H21ZM148 9H150V7H148ZM163 9V8H162ZM165 9V8H164ZM163 9V10H164ZM170 9V8H169ZM244 9L246 10V9H248L249 11H245L244 12ZM16 10L18 11V9H17V7H16ZM193 10V9H192ZM202 10V9H201ZM239 10H241V11H243L242 13H241V11L240 12H238ZM252 10V11H251ZM180 11V10H179ZM229 11H233L232 12V14H231V12H229ZM235 11H236V13L237 14H235ZM3 12V11H2ZM15 12V11H14ZM129 12V11H128ZM139 12V11H138ZM137 12V13H138ZM146 12V11H145ZM173 12V11H172ZM203 12V11H202ZM213 12H215V11H213ZM4 13L5 12H3V15H4ZM18 13H20V12H18ZM44 13V12H43ZM50 13H48V14H50ZM133 13V12H132ZM131 13V14H132ZM157 13H159V12H157ZM163 13V12H162ZM165 13H167L168 14V12H167V9L165 10ZM170 13V12H169ZM174 13V12H173ZM204 13V12H203ZM210 13H212V12H210ZM240 13V14H239ZM246 13V14H245ZM2 14V13H1ZM14 14V13H13ZM13 14H11V15H13ZM23 14V13H22ZM22 14L20 15V16H22ZM34 14H36L35 12H34ZM39 14H41V13H39ZM38 14V15H39ZM128 13H126V15H127ZM144 14V13H143ZM149 14V13H148ZM172 13H170V15H171ZM242 14V15H241ZM1 16L0 15V17H6L5 15L4 16ZM8 15V14H7ZM15 15H16V13H15ZM27 16V13L26 14H23V17H25V16ZM31 15V14H30ZM37 15V14H36ZM37 15V16H38ZM43 15V14H42ZM45 15V14H44ZM124 15L123 14V20H125L126 18H128L127 16L129 15ZM169 15V16H170ZM174 15V14H173ZM17 16V15H16ZM28 16H29V14H28ZM36 16V17H37ZM106 16H108V17H106ZM126 18H125V17ZM132 16V15H131ZM131 16L129 17L130 19H131ZM142 16V18H143V16H145V15H141ZM158 16V15H157ZM157 16H155V18L157 17ZM160 16V15H159ZM161 16H164L165 17V15H162L161 14ZM166 16H168V15H166ZM168 16V17H169ZM217 16V15H216ZM215 16V17H216ZM10 17V14L5 18V19H7L8 20V18ZM14 17V16H13ZM19 17V16H18ZM30 17H33V16H30ZM134 17V16H133ZM163 17V18H164ZM176 17V16H175ZM215 17H214V19H215ZM40 18V17H39ZM43 18V17H42ZM41 18V19H42ZM47 18H48V16H47ZM118 18V19H117ZM129 18L127 19V20H129ZM136 18V17H135ZM146 18V17H145ZM158 18H160V17H158ZM167 18V17H166ZM174 18V17H173ZM206 18V19H205ZM209 18V19H208ZM1 19V18H0ZM4 19V20H5ZM10 19V18H9ZM38 19V18H37ZM41 19H39L40 21H41ZM51 19V18H50ZM114 19V18H113ZM111 20V22H113L114 20ZM119 19H120V21H119ZM157 19V18H156ZM162 19V18H161ZM160 19V20H161ZM168 19V18H167ZM11 20H12V18H11ZM10 20V21H11ZM29 20H30V18H29ZM39 20H37L38 22L37 23H39V25L41 24L42 25V21L44 20H42L41 22H39ZM121 21V22H123L124 23V21ZM126 20V21H127ZM154 20V19H153ZM152 20V21H153ZM174 20H175V18H174ZM197 20V21H198ZM212 20H213V18H212ZM216 20V19H215ZM16 21V20H15ZM14 21V23H13V25L17 22V21H21V20H17L16 22ZM35 21H36V19H35ZM46 21V20H45ZM114 21V22H115ZM125 21V22H126ZM189 21H192V20H189ZM200 21H198V22H200ZM27 22V24H28V20L26 21ZM25 22V23H26ZM117 22V24L119 25V23ZM131 22V21H130ZM141 22V21H140ZM150 23H151V21H149ZM148 22V23H149ZM154 22H155V20H154ZM196 22V23H195ZM213 22V23H214ZM218 22H220V23H218ZM21 23H23V21L21 22ZM24 23V24H25ZM31 23V22H30ZM30 23H29V25H28V27L30 26ZM34 23V22H33ZM36 23V22H35ZM34 23V24H35ZM43 23H44V21H43ZM46 23V22H45ZM116 23V22H115ZM149 23V24H150ZM157 23V22H156ZM204 23H203V25H204ZM218 23V24H217ZM19 24V23H18ZM33 24V25H34ZM108 24H109V22H108ZM121 24V23H120ZM154 24V23H153ZM171 24V23H170ZM211 24H210V26H211ZM23 25V24H22ZM32 25V26H33ZM38 24H37V26H39ZM107 25V24H106ZM112 25V28H113V24H111ZM117 25V26H118ZM145 25H148V24H145ZM155 25V24H154ZM185 25V26H184ZM192 25V26H191ZM195 25V26H194ZM18 26H21V25H18ZM32 26H31V28H32ZM36 26V25H35ZM33 27V28H37V29H39L38 27ZM43 27H44V24L42 25ZM116 26V25H115ZM114 26V27H115ZM121 26H122V24H121ZM153 26V25H152ZM152 26H148L149 28L151 27V29H152ZM197 26V27H196ZM25 27H26V25H25ZM42 27V28H43ZM119 27L120 26H118V30H119ZM139 27V26H138ZM169 27V28H168ZM172 27V28H171ZM182 27H184V29L182 30ZM185 27H187V28H185ZM200 27H201V25H200ZM27 28V27H26ZM41 28V27H40ZM46 28V27H45ZM44 28V29H45ZM106 28V27H105ZM107 28H110V26L109 27H107ZM121 28V27H120ZM134 28V27H133ZM132 27H131V29H133ZM206 28V27H205ZM35 29H33L34 31H35ZM115 28H113V33H115L114 31L116 30H114ZM126 29V28H125ZM201 29H202V27H201ZM16 30V32H17V29H15ZM26 30V35H29V36H31V34L33 33H35V32H33L32 31V33L30 32L31 31V29L29 30V29H25ZM46 30V29H45ZM134 30H135V28H134ZM138 30V29H137ZM137 30H135L136 32H137ZM144 30V29H143ZM146 30V29H145ZM158 30V29H157ZM179 30V31H178ZM181 30V31H180ZM8 31V30H7ZM112 31V30H111ZM117 31V30H116ZM129 31H130V33L129 34H131V32H132V30H130L129 29ZM140 31V30H139ZM138 31V32H139ZM184 31H185V33H184ZM14 32V31H13ZM15 32V33H16ZM120 32V31H119ZM121 32H123L122 30H121ZM157 32V33H158ZM178 32V33H177ZM180 32H183V34H181ZM11 33V32H10ZM112 33V34H113ZM147 33V32H146ZM156 33V32H155ZM7 34H9V33H7ZM12 34V33H11ZM33 34H32V36H33ZM38 34V35H39ZM116 34H118V33H116ZM119 34H121V33H119ZM128 34V35H129ZM175 34V35H174ZM179 34V36L180 37H178L177 35ZM10 35V34H9ZM16 35V34H15ZM19 35V34H18ZM35 35H36V33H35ZM131 35H133V34H131ZM136 35V34H135ZM137 35H139L138 33H137ZM149 35V34H148ZM13 36V35H12ZM25 36V35H24ZM142 36H143V34H142ZM175 36H176V39H173V38H175ZM14 37V36H13ZM12 37V39L14 40V42H15V37L13 38ZM17 37V36H16ZM37 36H35V38H36ZM41 37V38H42ZM135 37V36H134ZM144 37V36H143ZM173 37V38H172ZM21 38V37H20ZM22 38H24V37H22ZM48 38H50V39H48ZM119 38H120V36H119ZM138 38V37H137ZM145 38V37H144ZM159 38V37H158ZM233 38V40H234V42H232L231 41V39ZM6 39V38H5ZM10 39V38H9ZM113 39H114V37H113ZM116 39V38H115ZM132 39V38H131ZM139 39V38H138ZM228 39H230V40H228ZM7 40V39H6ZM3 41V42H5V45L7 44V45H11V44H8V43H6L7 41ZM36 40V41H37ZM49 40H51V42H49ZM135 40V39H134ZM141 40V39H140ZM228 40V41H227ZM44 41V42H43ZM144 41H145V39H144ZM146 41H148V39L146 40ZM145 41V42H146ZM226 41V42H225ZM229 41H230V43L232 42L233 43V45H232V43L231 44H229V45H231V47H229V45L227 46L226 44L224 45V43L223 42H225V43H229ZM2 42V43H3ZM11 42H12V40H11ZM141 42H143V39H142V41ZM2 43H1V46H2ZM45 43V44H44ZM134 43H135V41H134ZM133 43V44H134ZM138 43V42H137ZM44 44V45H43ZM139 44H141L140 42H139ZM153 44L151 43V45L153 46ZM135 45V44H134ZM16 46V45H15ZM35 46V47H34ZM117 46V45H116ZM118 46H119V44H118ZM138 45H136V47H137ZM227 46V47H226ZM14 47V46H13ZM37 47V48H36ZM132 47V46H131ZM9 48V47H8ZM124 48V47H123ZM6 49V48H5ZM12 49V48H11ZM149 50H150V52H149ZM3 51H4V49H3ZM8 51H10V50H8ZM11 52V51H10ZM162 52V53H161ZM161 53V54H160ZM4 55V54H3ZM12 55V54H11ZM150 55V56H149ZM153 55V56H152ZM1 56V55H0ZM9 57H10V55H8ZM7 55H6V58L8 57ZM13 56V55H12ZM148 59L149 58V60H147L145 57ZM157 56H159L160 58H156ZM184 57V59H182V61H181V59H179V58H177V57ZM5 57V55L4 56H2L1 58H3L2 60H4V59H6V58H4ZM14 57V56H13ZM13 57H12V59H13ZM88 57L89 58H92V60H89L88 59ZM145 58L146 60H144V59H141V58ZM151 57H155V59H152ZM177 58V59H173V58ZM186 57L190 60V62H189V60H186ZM211 57H213V58H211ZM217 57L219 58V57H221V59L219 58V60H217ZM223 57V58H222ZM151 58V59H150ZM10 59V58H9ZM14 59H15V57H14ZM157 59H158V61H159V59H160V65L162 66H160L161 67V69L163 70V72H165V74H166V77L165 76H162V77H160L161 75H159V73H157L156 74V71L158 70V68L159 67H156L157 65L156 64H158L159 62L157 61ZM179 59V60H178ZM153 60L154 61H156L155 62V64L154 65H152V62H153ZM183 60H186V61H184L185 62V64L187 63L188 64V66L186 67V66H183L181 63L183 62ZM151 61V62H150ZM178 61V62H177ZM191 61L193 62V64L195 65H193L192 63H191ZM195 61V62H194ZM8 62V61H7ZM10 62V61H9ZM12 62V61H11ZM10 62V64H7V65H11L12 63ZM184 62H183V64H184ZM55 63V67L53 68L52 66H51V64H54ZM179 63V64H178ZM190 63H191V65L192 66H190ZM196 63V64H195ZM184 64V65H185ZM201 64H202V66L203 67H201ZM15 65H17V64H15ZM50 65V66H49ZM183 67H182V66ZM159 66V65H158ZM188 68V67H190V69H188L189 71L188 72H185V71H187L186 70V68ZM11 68H12V66H11ZM48 68H50V70L47 69ZM52 68V69H51ZM157 68V69H156ZM17 69V68H16ZM15 69V72L18 70H16ZM54 69V70H53ZM160 69V70H161ZM183 69H185V73L184 72H181ZM47 70V71H46ZM51 70H53L52 72H51ZM159 70V71H160ZM162 70L160 71V72H162ZM14 71V70H13ZM5 72H7V71H5ZM15 72H13L12 74H16ZM158 72V71H157ZM162 72V74L163 75H165L164 73ZM4 74V73H3ZM35 74V75H34ZM40 76H39V75ZM161 74V73H160ZM233 74H234V76H233ZM7 76H8V73L6 74ZM5 75V76H6ZM10 76H11V72H10V74H9ZM26 75H29V77L28 76H26ZM53 75H52V77H53ZM157 75H159V77L157 76ZM0 76H3V75H0ZM6 76V77H7ZM34 76V77H33ZM230 76H233V79H231V78H229ZM6 77H0L1 79L0 80H4ZM36 77V78H35ZM59 77V76H58ZM164 77V78H163ZM8 78V77H7ZM10 78V77H9ZM19 78V79H18ZM162 78V79H161ZM15 79H13V80H15ZM54 79H58V78H54ZM228 81H227V80ZM5 80H7V79H5ZM230 80H232L231 82H229ZM1 82V81H0ZM4 82V81H3ZM3 82L2 83H0V85L2 84V86L0 87V89H2V88H6V87H4V84H3ZM17 82H15L16 84H14V86L13 87H15V85H17V87H18V84H17ZM27 82H28V84H27ZM46 82V81H45ZM49 82V81H48ZM5 83V82H4ZM6 83H9V82H7L6 81ZM53 83V84H52ZM57 83V85H58V87H59V89H57L58 87H56L55 88V84ZM10 84V83H9ZM9 84H7V85H9ZM6 85V84H5ZM6 85V86H7ZM39 85V86H38ZM51 87H50V86ZM53 85V86H52ZM10 86V85H9ZM9 86H8V88L7 89H10V88H12V90H7V91H0V103L2 104H4L5 103V100L6 99H8L9 97H8V94L10 95V91H13L14 89H16V88H13L12 86L9 88ZM18 87V88H19ZM31 87V88H30ZM40 87V88H39ZM50 87V88H49ZM53 87L55 88V89H53ZM22 88H19L21 91H22ZM28 88H30V90L28 89ZM38 88V89H37ZM42 88V89H43ZM3 89V90H4ZM31 89H32V91H31ZM33 89H34V91H33ZM50 89H51V91L53 90L54 92V94L52 93V95L54 96V99H56V100H54L53 101V97H51V95L49 94L50 92ZM6 90V89H5ZM39 90V91H40ZM56 90H58V91H56ZM18 90H16V91H14V92H12L13 93V95L12 96H17V95H21V96H24V94L20 91H18L19 92V94L17 93H15V92H17ZM47 91V92H46ZM62 91V92H61ZM6 92H8V93H6ZM49 92V93H48ZM64 92V93H63ZM15 93V94H14ZM27 93H25V95L27 94ZM29 93V94H30ZM36 93H39V92H36ZM35 93V94H36ZM39 93V94H40ZM63 93V94H62ZM23 94V95H22ZM57 94V95H56ZM11 95H10V97H11ZM31 95H32V93H31ZM43 95V94H42ZM45 95L46 94H44L43 96H42V99L44 98V101H45ZM36 96V95H35ZM50 96V97H49ZM55 96H56V98H55ZM37 97V96H36ZM192 97V98H191ZM19 98H20V96H19ZM24 98H26V100L29 98H27V97H25L24 96ZM35 98V97H34ZM39 98H41V96L39 97ZM12 99H14V98H12ZM36 99V98H35ZM35 99H34V101H35ZM21 100H23V97L21 98ZM21 100H19V102H18V100H17V102H15V103H20L21 104ZM30 100H31V97H30ZM92 100V101H91ZM10 101V100H9ZM15 101H16V98H15ZM29 101V100H28ZM31 102V103H26V104H28V106H30L29 108H27V109H30L29 111L28 110H26V111H28L27 113H24V111H25V109H24V111H22V109L26 106V105H22V109H20L21 107H19V106H21V105H19L18 107H19V111L21 112L22 111V113L23 114H25V117H23V118H25V119H20V121L21 120H26V119H30V120H32V124L31 125H33V119L35 118V115L33 116V114H36L35 113V107H37L36 106V101L35 102ZM40 101H43V100H40ZM87 101V102H86ZM10 102H12L13 103V101L11 100ZM10 102H7L8 104L6 105V106H4L3 105V107H0V108H5V111H6V109L8 110V108L11 110V108L10 107H12V108H14L13 107V105L15 106V105H17V104H15V103H10ZM228 102H230L229 104H228V106H234V105H239L238 107H241L242 108V110H244V111H242L241 109H239V111H237L236 109H235V107H232V108H234L233 110H236V112H234L235 114H237V112L238 113H240V110H241V114L239 115V114H237L236 115V117L235 116H233V117H235V119L233 120L232 118H231V120L232 121H234V124H235V126L234 127H236V125L238 126V127H236V129L234 128V129H230V127L228 128V125H227V127H225V125H220L221 124V122H222V124L224 123H226V121L227 120H229L230 121V119H229V117H231L233 114L230 112V108H231V106H230V108H229V110H228V108L226 107L227 105V103ZM22 103H24V100H23V102ZM86 103H88V105H89V103H92L93 105H94V108L95 109H98V112L97 113H99V115L97 116V117H95V115H97V113L95 114L94 113V116H86V115H91V114H86L88 111L86 110V113L85 112H83V111H85V110H83V108H85L84 106L86 105ZM233 103V104H232ZM0 104V105H1ZM9 104H12V105H10V106H8ZM30 104V105H29ZM40 104H43V103H40ZM39 104V105H40ZM47 105H46V108H47V110L49 109L48 107H47ZM28 106H26V107H28ZM42 106V105H41ZM40 106V107H41ZM87 106V105H86ZM16 107V106H15ZM90 107V106H89ZM237 107V108H238ZM42 108V107H41ZM45 108V107H44ZM45 108V109H46ZM45 109H43V110H45ZM86 109V108H85ZM94 109V111L96 112V110ZM1 110V109H0ZM9 110V111H10ZM14 110V109H13ZM12 110V111H13ZM40 110V109H39ZM50 110V109H49ZM48 110V111H49ZM247 110V111H246ZM12 111H10V112H12ZM15 111H17L16 109H15ZM25 111V112H26ZM246 111V112H245ZM1 112H3L2 110H1ZM14 112V111H13ZM43 112V111H42ZM45 112V111H44ZM91 111L89 110V113H90ZM242 112H245L244 114L242 113ZM250 112V113H249ZM6 112H3V114H5ZM16 114H17V112H15ZM39 112H37V114H38ZM85 113V114H84ZM91 113H93V112H91ZM2 114V113H1ZM7 114V113H6ZM11 114V113H10ZM20 114V113H19ZM44 114V113H43ZM46 114H49L48 112L46 113ZM50 114H51V112H50ZM9 115V114H8ZM18 115V114H17ZM41 115H42V113H41ZM45 115V114H44ZM239 115V116H238ZM242 115H244V117H242ZM1 116H4V115H1ZM0 116V118H2ZM37 116V115H36ZM13 117H15V116H13ZM38 117H40V115L38 114ZM50 117V116H49ZM48 117V118H49ZM53 117H54V115H53ZM51 118V123H52V119H54L55 120V118ZM5 118V117H4ZM11 118H12V115H11ZM10 118V119H11ZM17 118V117H16ZM15 118V119H16ZM40 118H42V116L40 117ZM57 118H56V120L55 121H57ZM62 118V119H61ZM109 118V119H108ZM14 119V118H13ZM13 119L11 120V122L14 124V122H13ZM43 119V118H42ZM46 119V118H45ZM4 119H0V121H1V123H0V125L3 123L2 121H3ZM6 121H7V119H5ZM35 120H36V118H35ZM44 120V119H43ZM48 120V119H47ZM46 120V121H47ZM63 120V121H62ZM102 120V119H101ZM238 120V119H237ZM244 120H246V119H244ZM242 121V123H244V125L246 124L245 122H247V120L246 121ZM9 121V120H8ZM7 121V122H8ZM102 121H104V120H102ZM223 121H225V122H223ZM21 122H23V121H21ZM20 122V123H21ZM25 122H27V121H25ZM31 122V121H30ZM39 122V121H38ZM48 122V121H47ZM57 122H59V120L57 121ZM98 122H100V121H98ZM112 122H110L109 121V124H113ZM17 123V125H18V121L16 122ZM28 123V122H27ZM36 124H37V120H36V122H35ZM51 123H48L47 124V128L49 127L48 125L49 124H51ZM56 123V122H55ZM59 123V124H60ZM68 123H66V124H64L63 123V125H68ZM104 123L105 124H108V123H106L105 121H104ZM8 124H9V122H8ZM26 124V123H25ZM45 124V123H44ZM75 124V125H76ZM109 124H108V126H109ZM227 124V123H226ZM248 124V123H247ZM246 124V125H247ZM12 125V124H11ZM11 125L9 126V127H11ZM40 125V124H39ZM57 125H58V123H56V127L55 126H52V127H54L55 129H57ZM78 125H80L79 123L75 126V128H78ZM100 125H102V123L100 124ZM158 125V126H157ZM229 125H232L231 123H229ZM245 125V126H246ZM253 125V124H252ZM8 126V125H7ZM13 126V125H12ZM18 126H21V125H18ZM24 126V125H23ZM22 126V127H23ZM38 126V125H37ZM36 126V127H37ZM40 126H42V125H40ZM69 126V125H68ZM92 126V125H91ZM94 126V125H93ZM107 126V127H108ZM113 126H112V128H113ZM225 127L226 128V130H230L231 132H229L228 134H227V132H225L226 130L225 129H223L222 127ZM243 126V125H242ZM5 127V126H4ZM13 127H15V126H13ZM45 127V128H46ZM50 127H51V125H50ZM64 127V126H63ZM79 127H81V128H84L83 126H79ZM240 127V128H239ZM1 128V127H0ZM12 128V127H11ZM21 128V127H20ZM26 128V127H25ZM46 128V129H47ZM65 128V127H64ZM63 128V129H64ZM69 128V127H68ZM91 128H93V127H91ZM97 128V127H96ZM104 128V127H103ZM110 126H109V129H110V132H111V134L114 136H117L112 130L114 129H112ZM238 128V129H237ZM3 129V128H2ZM2 129H0V130H2ZM6 129V128H5ZM5 129H3V130H5ZM9 129V128H8ZM18 129H19V127H18ZM23 129V128H22ZM41 129V128H40ZM43 129L44 128H42V131H43ZM48 129H50V128H48ZM73 129H74V127H73ZM72 129V130H73ZM87 129L89 130L90 128H88L87 127ZM87 129H83V131H86L87 132ZM105 129H107V128H105ZM105 129H104V131H105ZM112 129V130H111ZM157 129H158V131H157ZM222 129V130H221ZM250 130H248V128L247 129H245V130H247L248 131V133L250 134V136H251V128H249ZM257 129V128H256ZM11 130V129H10ZM16 130V129H15ZM19 130H21V129H19ZM24 130V129H23ZM22 130V131H23ZM45 130V129H44ZM58 130H59V126H58ZM71 130V129H70ZM75 130V129H74ZM78 130V129H77ZM80 130V131H79ZM78 131L81 133V129H79ZM91 130V129H90ZM100 129H98V131H99ZM116 130H114V131H116ZM225 130V131H224ZM242 131V134H241V132L240 133H238V131ZM244 130V131H245ZM17 131V130H16ZM30 131V130H29ZM48 131V130H47ZM47 131H45V132H47ZM51 131H53V133H56V132H54V130H51ZM62 131H64V130H62ZM97 131V130H96ZM97 131V132H98ZM103 131V130H102ZM225 132V134L223 133V132ZM247 131H245V132H247ZM250 131V132H249ZM1 132H3V131H1ZM13 132L14 131H12V134H13ZM36 132V131H35ZM37 132H38V130H37ZM49 132H50V130H49ZM73 133L74 132H76V131H72ZM86 132H84L83 133V138L85 137L84 135H85V133ZM91 132H93V130L91 131ZM5 133V132H4ZM3 133V134H4ZM9 133V132H8ZM20 133V132H19ZM19 133H18V135H19ZM22 133V132H21ZM39 133V132H38ZM42 133H44V132H42ZM41 133V134H42ZM69 133V132H68ZM72 133V134H73ZM79 133V134H80ZM88 133H89V131H88ZM114 133V134H113ZM117 133V132H116ZM150 133H154V135L155 136H152V134H151V136H150ZM6 134V133H5ZM14 134H15V132H14ZM17 134V133H16ZM23 134V133H22ZM29 134V133H28ZM33 134H34V132H33ZM46 134V133H45ZM60 134V133H59ZM77 134V133H76ZM87 134V133H86ZM99 134V133H98ZM106 134V133H105ZM131 134H134L133 135V137H132V135ZM135 134L137 135V136H135ZM160 134V136H158L159 137V139L162 141L161 142V144H160V140L158 139H156V135H159ZM163 134L164 135H166L165 137H167V138H165L164 136H163ZM246 134V133H245ZM10 135H11V133H10ZM17 135V136H18ZM50 135V134H49ZM51 135H53V134H51ZM62 135V134H61ZM63 135H64V133H63ZM63 135H62V137H63ZM108 135V134H107ZM110 135V134H109ZM127 136V135H131V137H132V139L133 140H130V141H132V142H129V140H128V137H123V136ZM149 135V136H148ZM169 135V136H168ZM170 135L172 136V137H174V138H171L170 137ZM234 135V134H233ZM237 135V136H238ZM252 135H253V133H252ZM7 136V135H6ZM12 136V135H11ZM16 136V135H15ZM14 136V137H15ZM16 136V137H17ZM35 136V135H34ZM33 136V137H34ZM38 136H40V135H38ZM42 136V135H41ZM46 136V135H45ZM67 136V135H66ZM73 136V135H72ZM80 136H82L81 134H80ZM97 136V135H96ZM100 136V135H99ZM105 136V135H104ZM113 136H112V138H113ZM236 136V135H235ZM244 136H247V138H246V140L249 138V136L246 134V135H244ZM16 137H15V139H16ZM19 137H21V138H23L21 135L19 136ZM25 137H28L27 135H25ZM24 137V138H25ZM31 137V136H30ZM37 137V136H36ZM43 138H44V136H42ZM65 137V136H64ZM79 137V136H78ZM102 137V136H101ZM100 137V138H101ZM151 137H153L152 139H151ZM157 137V138H158ZM18 138V137H17ZM32 138V137H31ZM35 138V137H34ZM39 138V137H38ZM55 138V137H54ZM58 138V137H57ZM76 138V137H75ZM88 138V137H87ZM90 138H91V135H90ZM130 138V137H129ZM156 139V140H153V139ZM163 138H165V139H163ZM168 138L169 139H172V141L170 142V140L168 141ZM239 138V137H238ZM14 139V140H15ZM25 139H28V138H25ZM24 139V140H25ZM69 139V138H68ZM79 139V138H78ZM106 139V138H105ZM117 140H118V136H117V138H116ZM176 141H174V140ZM183 139L185 140V141H187V142H191V143H187V145H186V143H184V141H183ZM241 139H242V137H241ZM250 139V138H249ZM249 139H248V141H249ZM17 140V139H16ZM30 141H31V139H29ZM29 140H25V142L26 141H29ZM33 140V139H32ZM36 140V138L34 139V141ZM43 140V139H42ZM58 140V139H57ZM60 140V139H59ZM70 140H71V137H70ZM76 140V139H75ZM81 140V139H80ZM97 140V139H96ZM99 140V139H98ZM101 140H102V138H101ZM122 140H121V142H122ZM151 140H153V141H151ZM228 140H225V142L227 141L228 143H230ZM246 140H244V141H246ZM9 141V140H8ZM21 141V140H20ZM19 141V139H18V142H20ZM38 141V140H37ZM53 141V140H52ZM68 141V140H67ZM77 141V140H76ZM119 141V140H118ZM125 141V142H126ZM140 141V142H139ZM154 141H156V142H154ZM182 141V142H181ZM222 141V140H221ZM240 141V140H239ZM238 141V142H239ZM260 141V140H259ZM264 141V140H263ZM22 142V141H21ZM24 142V143H25ZM44 142H47V141H44ZM54 142H55V140H54ZM74 142V141H73ZM84 142V141H83ZM82 142V143H83ZM104 144H105V142L104 141H102ZM109 142V141H108ZM170 142V143H169ZM173 142H175L174 144H173ZM180 142V145L179 144H177V143H179ZM224 141H222V143H223ZM226 142V143H227ZM237 142V141H236ZM235 142V143H236ZM242 142L243 141H241V143L240 144H242ZM258 142V141H257ZM261 143L260 144H262V141H260ZM10 143V142H9ZM29 143V142H28ZM71 143V142H70ZM97 143V142H96ZM114 143V142H113ZM116 143V142H115ZM118 143V142H117ZM139 143H140V145H139ZM183 143H184V146L185 147H182L183 146ZM232 143V142H231ZM244 143V142H243ZM18 144V143H17ZM26 144H27V142H26ZM29 144H31V143H29ZM28 144V145H29ZM34 144V143H33ZM32 144V145H33ZM47 145H48V143H46ZM65 144V143H64ZM162 144H163V146H162ZM225 144V143H224ZM234 144V143H233ZM233 144H232V146H233ZM237 144V143H236ZM239 144V143H238ZM247 144V143H246ZM264 144V143H263ZM19 145V144H18ZM17 145V146H18ZM20 145H21V143H20ZM31 145V146H32ZM42 145V144H41ZM45 145V144H44ZM50 145V144H49ZM77 145H80V143L78 144V142L76 143V145L75 146H77ZM151 144H150V146H152ZM171 145V146H170ZM174 145V146H173ZM179 145V146H178ZM182 145V146H181ZM223 145V144H222ZM227 145V144H226ZM243 145V144H242ZM244 145H245V143H244ZM257 145V144H256ZM9 146H12V145H9ZM8 146V147H9ZM14 146H16V143H15V145ZM27 146V145H26ZM30 146V145H29ZM30 146V147H31ZM35 146V145H34ZM74 146V145H73ZM112 146V145H111ZM114 146V145H113ZM129 146V145H128ZM133 146H135V144L133 145ZM142 146V147H143ZM169 146H170V148H169ZM194 146H196V147H194ZM209 146V147H208ZM231 146V145H230ZM235 146H237V145H235ZM247 146V145H246ZM263 146V145H262ZM5 147V146H4ZM3 147V148H4ZM7 147V146H6ZM33 147V146H32ZM46 147V146H45ZM71 147V146H70ZM98 147H99V145H98ZM116 147V146H115ZM125 147V146H124ZM163 147V148H162ZM179 147H181L180 149H179ZM220 147V146H219ZM1 148V147H0ZM17 148V147H16ZM26 148V147H25ZM48 148V147H47ZM60 148V147H59ZM66 148H68V147H66ZM75 147H73L72 149H74ZM78 148V147H77ZM79 148H81V147H79ZM106 148V147H105ZM109 148V147H108ZM127 147H125V149H126ZM132 148H134V147H132ZM132 148H129V150H132ZM145 148V147H144ZM146 148H148V147H146ZM172 148V149H171ZM223 149H224V147H222ZM231 148V147H230ZM243 148V147H242ZM241 148V149H242ZM257 148H259V146L257 147ZM7 149L9 150L10 148H6V151H7ZM33 149H34V147H33ZM38 149V148H37ZM64 149V148H63ZM122 149V148H121ZM176 149V150H175ZM225 149H227L226 147H225ZM238 149H239V147H238ZM5 150V149H4ZM11 150L12 151H14L13 149H12V147H11ZM43 150H44V148H43ZM56 150H58V149H56ZM69 150H71V149H69ZM79 149H77V152L74 150V152H76V153H78L79 151H78ZM92 150H93V148H92ZM98 150V149H97ZM136 150V149H135ZM141 150H143L142 148H141ZM141 150H139V153H141L142 152V156H144V154H143V151H141ZM148 149H144V152H145V154H148V153H150L149 151H151V150H148ZM228 150V149H227ZM240 150V149H239ZM25 151V150H24ZM36 151V150H35ZM42 151V150H41ZM45 151V150H44ZM60 151V150H59ZM124 151V150H123ZM189 151V150H188ZM196 151H197V149H196ZM204 151V150H203ZM2 152V151H1ZM9 152V151H8ZM15 152H16V150H15ZM15 152H14V154H15ZM19 152V151H18ZM28 152V151H27ZM34 152V151H33ZM43 152V151H42ZM61 152V151H60ZM70 152V151H69ZM88 152V151H87ZM92 152V151H91ZM109 152V151H108ZM117 152V151H116ZM131 152H133V150L131 151ZM180 152V153H179ZM190 152V151H189ZM189 152H187V153H189ZM228 152V151H227ZM261 152V151H260ZM262 152H263V150H262ZM10 153V152H9ZM9 153L7 154V155H9ZM13 153V152H12ZM12 153H11V155H12ZM17 153V152H16ZM28 153H30V152H28ZM75 153V154H76ZM102 153V152H101ZM118 153V152H117ZM137 153V152H136ZM154 152H152V153H150V155H152ZM185 153V152H184ZM226 153V152H225ZM5 154V155H6ZM32 154V153H31ZM39 156L40 155H42V154H39V152L37 153ZM59 154V153H58ZM64 154V153H63ZM89 154H91V153H89ZM110 154H111V152H110ZM113 154V153H112ZM192 154V153H191ZM2 155H3V153H2ZM38 155H35V156H38ZM46 155V154H45ZM48 155V154H47ZM122 155V154H121ZM140 155V156H141ZM155 155V154H154ZM162 156L159 158H156L157 160L156 161H159L162 157H163V154H161ZM200 155V154H199ZM203 155V154H202ZM205 155V154H204ZM219 155H223L221 158L219 157ZM4 156V155H3ZM43 156H44V154H43ZM76 156V155H75ZM106 155H104V157H105ZM139 156V155H138ZM137 156V157H138ZM139 156V158H145V160L147 161V163L145 162V164H144V162H143V165L145 166H147L148 165V160H149V157H151V156H149V154L148 155H145L144 157H140ZM147 156H149V157H147ZM166 156V155H165ZM165 156L163 157V158H165ZM179 156V155H178ZM174 157V156H171L170 155V157L169 158H175L174 160L173 159H169L168 157H166L167 158V160L169 161H166V163H165V161H159V165L158 166H155L156 164H155V162H153L155 165H153V167H158L159 169L161 168V166H160V162H161V164H162V167H163V165H164V167H166V166H168V167H166V168H169L170 169V165L172 164H176L177 163V165H178V167H182L183 165H185L186 164V166L187 165H189V163L187 164V160L185 161V159L183 160L184 162L182 163V161L180 162V160L181 159H178V162H175V161H177V158H180L181 156H179V157ZM192 156H195V155H192ZM227 155H225V157H226ZM11 157H13V156H11ZM26 157V156H25ZM47 157V156H46ZM64 157H65V155H64ZM71 157V156H70ZM73 157V156H72ZM98 157H99V155H98ZM110 157V156H109ZM152 157H153V155H152ZM152 157H151V159H152ZM157 157V156H156ZM256 157H257V161L255 162V166L254 165H252V164H250V170L254 173V174H256V172L258 171H260L262 168H264V153H260L259 154V152H257V155H256ZM10 158V157H9ZM8 158V160H10ZM15 158V157H14ZM36 157H34V160H32V162L33 161H35V163H36V159H35ZM38 159H39V157H37ZM41 158H42V156H41ZM40 158V159H41ZM50 158V157H49ZM52 158V157H51ZM50 158V159H51ZM63 158V157H62ZM67 158V157H66ZM69 158V157H68ZM78 158V157H77ZM85 159H86V157H84ZM106 158H108L107 156H106ZM115 158V157H114ZM154 158H155V156L153 157V159H152V161H154ZM165 158V159H166ZM185 158H187V157H185ZM193 158V157H192ZM200 158H201V156H200ZM204 158V157H203ZM12 159V158H11ZM22 159V158H21ZM44 159H45V156H44ZM53 159V158H52ZM63 159H65V158H63ZM62 159V160H63ZM100 159H102L101 157H100ZM99 159V160H100ZM105 159V158H104ZM111 159H112V157H111ZM126 159V158H125ZM148 159V160H147ZM150 159V160H151ZM188 159V158H187ZM190 159V158H189ZM193 159H195V158H193ZM199 159V158H198ZM205 159V158H204ZM2 160V159H1ZM7 160V161H8ZM13 160H15V159H13ZM73 160V159H72ZM72 160H70V161H72ZM75 160V159H74ZM121 160H122V158H121ZM144 160V159H143ZM171 160H172V162H171ZM201 160V159H200ZM199 160V161H200ZM6 161V162H7ZM11 161V160H10ZM44 161H47L46 159L44 160ZM48 161H49V159H48ZM47 161V162H48ZM64 161V160H63ZM63 161H62V164H63ZM81 161H83V159L81 160ZM85 161V160H84ZM96 161V160H95ZM126 161V160H125ZM131 161V160H130ZM142 161V160H141ZM198 161V160H197ZM219 161V162H220ZM4 162V161H3ZM9 162V161H8ZM7 162V163H8ZM14 162V161H13ZM18 162H20L19 160H18ZM25 162H29L28 160L27 161H25ZM32 162H31V164H32ZM109 162V161H108ZM113 161H111V163H112ZM118 162V161H117ZM129 162V161H128ZM165 164H164V163ZM186 162V163H185ZM194 162V165L196 164L195 162H196V160L195 161H193ZM6 163V164H7ZM14 163H16V161L14 162ZM24 163V162H23ZM34 163V162H33ZM43 163V162H42ZM44 163H46V162H44ZM51 163V162H50ZM66 163H67V161H66ZM71 163H73V162H71ZM75 163V162H74ZM85 163V162H84ZM150 163H152L151 161H150ZM149 163V164H150ZM152 163V164H153ZM167 163L169 164V165H167ZM182 163V166L180 165L179 166V164H181ZM221 163V164H222ZM4 164V163H3ZM2 164V165H3ZM9 164V163H8ZM22 164V163H21ZM30 164V163H29ZM29 164H27V165H29ZM31 164H30V168H31ZM37 164V163H36ZM35 164V165H36ZM47 164H49V163H46V165ZM52 165H53V163H51ZM51 164H49V167H50V165ZM56 164H57V161H56ZM92 164V163H91ZM102 164V163H101ZM116 164V163H115ZM13 165H15V164H13ZM17 166H15V167H17L18 168V165H19V163H17L16 164ZM42 165H44V164H42ZM97 165V164H96ZM117 165V164H116ZM132 165V164H131ZM130 165V166H131ZM139 165V164H138ZM173 165V166H174ZM198 165V164H197ZM197 165H195V166H197ZM217 165V164H216ZM10 167L9 165H3L2 167ZM24 166H25V164H24ZM40 166V164H38V167ZM56 166V165H55ZM58 166H60V164H58ZM86 166H87V164H86ZM88 166H90V165H88ZM94 166V165H93ZM109 166V165H108ZM126 166V165H125ZM186 166H184V167H186ZM191 166H193V165H191ZM190 166V167H191ZM1 167V166H0ZM11 167H13L14 168V166H12L11 165ZM33 167H35V166H33ZM32 167V168H33ZM44 167V166H43ZM42 167V168H43ZM54 167V166H53ZM67 167V166H66ZM74 167V166H73ZM80 167V166H79ZM103 167V166H102ZM121 167V166H120ZM129 167V166H128ZM148 167V166H147ZM164 167H163V169H164ZM175 167L176 166H174V169H175ZM183 167V168H184ZM194 167V166H193ZM20 169H21V166L19 167ZM18 168V169H19ZM29 168V167H28ZM27 168V170H29V172H30V169H28ZM42 168H41V170H42ZM47 168V166L45 167V169L44 170H46V171H48L49 172V169L51 168H49V169H46ZM62 168H64V169H66L65 168V166H63L62 165ZM61 168V169H62ZM69 168V167H68ZM106 168V167H105ZM165 168V169H166ZM189 168V167H188ZM12 169V168H11ZM19 169V170H20ZM24 169V168H23ZM26 169V168H25ZM24 169V170H25ZM34 169V168H33ZM78 169V168H77ZM80 169V168H79ZM87 169H88V167H87ZM98 169V168H97ZM103 169V168H102ZM117 169V168H116ZM146 169H148V168H146ZM145 169V170H146ZM154 169V168H153ZM153 169H152V171H153ZM172 169V168H171ZM178 169V168H177ZM257 169V170H256ZM14 170H16L17 171V169H13V171ZM35 170H36V167H35ZM35 170H32V172L33 171H35ZM52 170V169H51ZM50 170V171H51ZM67 170V169H66ZM69 170V169H68ZM115 170V169H114ZM140 170V169H139ZM161 170V169H160ZM179 170L181 171V168H179ZM179 170H177V171H179ZM9 170H7V172H8ZM23 171V170H22ZM26 171V170H25ZM38 171H40V169H38ZM38 171H36V172H38ZM43 171V170H42ZM62 171H64L63 169H62ZM62 171H61V173H62ZM71 171H73V169L71 170ZM75 171H77V170H75ZM93 171V170H92ZM112 171V170H111ZM157 171V170H156ZM162 171H166V170H162ZM172 171H173V169H172ZM176 171V170H175ZM18 172V171H17ZM28 172V171H27ZM28 172V173H29ZM32 172H30V173H32ZM41 172V171H40ZM55 172V171H54ZM78 172H80V171H78ZM88 172V171H87ZM5 173V172H4ZM4 173H3V175H4ZM11 173V170H10V172H8V174H10ZM19 173V175L21 174L20 172H18ZM18 173H16L17 175H18ZM28 173H26V175H25V177L28 175ZM50 173V172H49ZM48 173V174H49ZM53 173V172H52ZM56 173V172H55ZM55 173H53V175L55 174ZM74 173V172H73ZM77 173V172H76ZM85 173V170H84V172L83 173H81V176H82V174H84ZM93 173V172H92ZM176 173V172H175ZM25 174V173H24ZM34 174H38V173H35L34 172ZM34 174H31L30 175V177L31 178H33L32 176L34 175ZM43 174H45V173H43ZM47 174V175H48ZM60 174V173H59ZM64 174V173H63ZM65 174H66V171H65ZM64 174V175H65ZM75 174V173H74ZM73 174V175H74ZM96 174V173H95ZM105 174V173H104ZM107 174V173H106ZM114 174H115V172H114ZM261 174H264L263 172H261ZM12 175V177L14 176L13 174H10L9 176H11ZM18 175V177H22V176H19ZM49 175H51V174H49ZM58 175V174H57ZM87 174H85L84 176H86ZM101 175H102V173H101ZM151 175V174H150ZM153 175V174H152ZM160 174H157V176L160 178V179H158V180H160V181H162L161 179H165L166 180V182H167V180H168V178H170V177H167V178H165V177H163L162 175H160ZM37 176H39V174L37 175ZM41 176L42 175H40L39 177L41 178ZM46 176V175H45ZM45 176H43V177H45ZM54 176H56V175H54ZM60 177H58V178H56V179H60L63 175L62 174H60L59 175ZM77 176V175H76ZM98 176V175H97ZM114 176V175H113ZM161 176L163 177V178H161ZM4 177V176H3ZM2 177V178H3ZM5 177H7V175L5 176ZM16 177V176H15ZM24 177V178H25ZM28 178H30L29 176H27ZM26 177V178H27ZM35 177V176H34ZM38 177V180H40V182H38L37 183V185H31V182H32V180L33 179H35V178H33V179H29V180H31V182L29 181V180H26V181H28L29 183H30V185H31V187L32 188H34V189H28L27 190V188L25 189V191L24 190H22L23 188H18V190L19 191H22V192H24L25 194L24 195H27L28 196V198L27 199H25L24 197L25 196H21V195H23L22 194V192L20 193L19 191L17 192V189H16V191L14 190V188L12 189V191H9V190H11V189H9V187L8 188H5V189H2V190H0V212L2 213V214H0V229L2 230L1 232H2V235L4 234V236H6V239H12L13 240V238H14V243H16V246H20V247H23L22 245H24V246H29V245H32L33 244V242L36 244V245H38V244H40V243H38L39 242V240L40 241H42L41 239H38V242L36 241L35 242V239H37L38 238V236H37V234L39 233V231H43V229H41V228H43V227H41V226H38L39 224H41V223H39L40 221V219L43 221V223H44V220L45 219H47L48 220V217L50 216H53V215H56V213H54V212H59V210L60 209H63V208H59V210H58V207H56L55 208V205L56 204H54V203H52V200H53V198L52 197H50V196H52V195H47V194H45L43 191H41L42 190V188H43V185H42V188H41V190H40V184H41V180L42 179H40ZM42 177V178H43ZM66 177H67V174H66ZM92 177V176H91ZM105 177H107V176H105ZM109 177V176H108ZM152 177V176H151ZM183 177V176H182ZM186 177V179H187V175L185 176ZM184 177V178H185ZM63 178V177H62ZM61 178V183H63V181H65L64 179H62ZM69 178H70V176H69ZM88 178V177H87ZM86 178V179H87ZM90 178V177H89ZM103 178V177H102ZM148 178V177H147ZM173 178V177H172ZM175 178V177H174ZM177 178H178V176H177ZM6 179V178H5ZM2 179V180H4V181H7L8 179ZM11 178H9V180H10ZM15 179V178H14ZM17 179H19V178H17ZM16 179V180H17ZM37 179V178H36ZM47 179H48V177H47ZM52 179V178H51ZM55 179V178H54ZM53 179V180H54ZM84 179V178H83ZM92 179V178H91ZM98 179V178H97ZM100 179V178H99ZM107 179V178H106ZM183 179V178H182ZM8 180V181H9ZM13 180V179H12ZM25 180V179H24ZM38 180H36V181H38ZM45 179L43 178V180H42V183L43 182H45L44 181ZM50 180V179H49ZM48 180V181H49ZM53 180H51V181H53ZM71 180H72V178H70V180H69V182H71ZM79 180H82V179H79ZM89 180V179H88ZM95 180V179H94ZM179 180V179H178ZM1 181V180H0ZM7 181V182H8ZM36 181H35V183L34 184H36ZM74 181V180H73ZM72 181V182H73ZM77 182H78V180H76ZM155 181V180H154ZM160 181H157V182H160ZM16 182H18V180L16 181ZM67 182V180L64 182V183H66ZM68 182V184L70 185V183ZM75 182V181H74ZM73 182V183H74ZM82 182V181H81ZM179 182V181H178ZM183 182V181H182ZM184 182H185V180H184ZM6 183V182H5ZM9 183V182H8ZM13 183V182H12ZM21 183H23L22 181H21ZM28 183V184H29ZM33 183V182H32ZM45 183H47V182H45ZM51 183H54L55 184V182H51ZM59 183V182H58ZM57 183V184H58ZM64 183L62 184V185H64ZM73 183H71V186H73L72 184ZM79 184H80V182H78ZM83 183V182H82ZM163 183V182H162ZM171 184H172V182H170ZM176 183V182H175ZM24 184V183H23ZM27 184V183H26ZM39 184V185H38ZM44 184V183H43ZM98 184V183H97ZM100 184V183H99ZM109 184V183H108ZM128 184V183H127ZM170 184V185H171ZM189 184V183H188ZM210 184H213V183H210ZM217 184V183H216ZM7 185V184H6ZM10 185V184H9ZM29 185V186H30ZM46 185V184H45ZM45 185H44V187H45ZM50 185V184H49ZM61 185V184H60ZM59 185V186H60ZM67 185V184H66ZM68 185V186H69ZM84 185V184H83ZM89 185V184H88ZM93 185V184H92ZM126 185V184H125ZM162 185V184H161ZM187 185V184H186ZM186 185H183V186H186ZM8 186V185H7ZM26 186H28V185H26ZM34 186H40L39 188H37V187H34ZM56 186V185H55ZM58 186V187H59ZM77 186V184L75 185V187ZM94 186V185H93ZM99 186V185H98ZM117 186V185H116ZM119 186V185H118ZM200 186V185H199ZM212 186V185H211ZM46 187H48V185H46ZM45 187V188H46ZM50 187V186H49ZM51 187H52V185H51ZM50 187V188H51ZM57 187V186H56ZM55 187V188H56ZM74 187V188H75ZM79 187H80V185H79ZM84 188H85V186H83ZM89 187V186H88ZM87 187V188H88ZM113 187V186H112ZM128 187V186H127ZM170 187V186H169ZM194 186H192V188H193ZM3 188H4V186H3ZM49 188V189H50ZM69 188V187H68ZM82 187H80V189H81ZM182 188V187H181ZM185 188H187V187H185ZM185 188L183 189V190H185ZM213 188V187H212ZM44 189V188H43ZM58 189V188H57ZM71 189V188H70ZM100 189V188H99ZM103 189V188H102ZM107 189V188H106ZM189 189V188H188ZM194 189V188H193ZM61 190V189H60ZM78 190V189H77ZM94 190V189H93ZM92 190V191H93ZM96 190V189H95ZM95 190H94V192L93 193H95ZM112 190V189H111ZM28 193H27V192ZM59 191V190H58ZM69 190L67 189V192H68ZM107 191V190H106ZM203 191V190H202ZM216 191H217V189H216ZM10 192H11V194H10ZM13 192H16V193H13ZM60 192V191H59ZM58 192V193H59ZM61 192H62V190H61ZM185 192V191H184ZM183 192V193H184ZM14 195H13V194ZM27 193V194H26ZM44 193V195L46 196H44V195H42ZM46 193H48V192H46ZM50 194H52L53 192H49ZM65 193V192H64ZM80 193V192H79ZM177 193H178V191H177ZM180 193H181V191H180ZM190 193V192H189ZM200 193V192H199ZM203 193V192H202ZM54 194V193H53ZM61 194V193H60ZM66 194V193H65ZM71 194H73V193H71ZM77 194V193H76ZM101 194V193H100ZM104 194V193H103ZM124 194V193H123ZM195 194V193H194ZM197 194V193H196ZM57 195V194H56ZM59 195V194H58ZM80 195V194H79ZM78 195V196H79ZM95 195V194H94ZM178 195V194H177ZM185 195V194H184ZM30 196V197H29ZM54 196V195H53ZM61 196V195H60ZM60 196H58V197H60ZM63 196V195H62ZM133 196V195H132ZM181 196H182V194H181ZM47 197H48V199H47ZM56 197V196H55ZM64 197V196H63ZM72 197V196H71ZM102 197V196H101ZM106 197V196H105ZM128 197V196H127ZM126 197V198H127ZM131 197V196H130ZM179 197H180V195H179ZM50 198V199H49ZM60 198H62V197H60ZM74 198H75V196H74ZM74 198H72V199H74ZM97 198H98V196H97ZM103 198V197H102ZM119 198V197H118ZM129 198V197H128ZM135 198V197H134ZM55 199V198H54ZM76 199H77V195H76ZM106 199V198H105ZM121 199V198H120ZM123 199V198H122ZM125 199V198H124ZM123 199V200H124ZM133 199V198H132ZM138 199V198H137ZM28 200V201H27ZM51 200V201H50ZM59 200V199H58ZM62 200H64L63 198H62ZM94 200H95V198H94ZM97 200V199H96ZM99 200H100V198H99ZM98 200V201H99ZM107 200V199H106ZM128 200V199H127ZM135 200V199H134ZM60 201V200H59ZM72 201H74V200H72ZM76 201V200H75ZM74 201V202H75ZM137 201V200H136ZM10 203V206L11 207H8V205H9V203ZM54 202V201H53ZM62 202V201H61ZM66 202H68V200L66 201ZM77 202V201H76ZM111 202V201H110ZM131 202H132V200H131ZM139 202V201H138ZM56 203V202H55ZM63 203H65V200H64V202H62V204L60 203V205H63ZM73 203V202H72ZM95 203H96V201H95ZM100 203V202H99ZM103 203V202H102ZM108 203H109V201H108ZM136 203V202H135ZM135 203H133V204H135ZM179 203H181V202H179ZM8 204V205H7ZM54 206H53V205ZM80 204V203H79ZM111 204V203H110ZM131 204V203H130ZM177 204V203H176ZM187 204V203H186ZM59 204H57V206H58ZM59 205V206H60ZM73 205V204H72ZM96 205H97V203H96ZM101 205V204H100ZM108 205V204H107ZM112 205V204H111ZM110 205V206H111ZM126 205V204H125ZM128 206H129V204H127ZM66 206V205H65ZM68 206H70V204L68 205ZM77 206V205H76ZM75 206V207H76ZM80 206H82V205H80ZM103 206V205H102ZM114 206V205H113ZM131 206V205H130ZM184 206H185V204H184ZM6 207H7V209L9 208V210L11 211L12 209V211H13V213H11V212H9V213H11L12 215H7V213L8 212H5L6 214H4L3 212L4 211H9V210H6ZM61 207V206H60ZM63 207V206H62ZM83 207V206H82ZM81 207V208H82ZM96 207V206H95ZM105 207H108V206H106L105 205ZM135 207V206H134ZM181 207H183V206H181ZM186 207V206H185ZM12 208V209H11ZM65 208V207H64ZM99 208V207H98ZM113 208V207H112ZM124 208V207H123ZM131 208V207H130ZM180 208V207H179ZM57 209V210H56ZM78 209V208H77ZM101 209V208H100ZM135 209V208H134ZM54 210H56V211H54ZM73 210V209H72ZM79 210H80V208H79ZM85 210V209H84ZM86 210H88V209H86ZM90 210H95V208L94 209H90ZM110 210V209H109ZM182 210V209H181ZM187 210V209H186ZM63 210H61V212L60 213H58L57 214V218H58V215H59V218L58 219H53V217H51L55 222H53V220H49V222H47V223H49V224H47L48 226H49V228H53V229H51V231H50V229L49 228H47L46 226L44 227V228H46V229H44L45 231H43V234H42V236L44 235V232H45V234L47 233L46 232V230L49 232L48 234H50V233H52V235L50 234V236H51V238L52 237H55V236H58V237H56V239H58V242L59 243H57V241H55L56 239L54 238V245H55V247L53 246V244H52V242L50 243H48V241H47V247L49 246V245H51V246H53L52 247V249H50L51 248V246L49 247V248H47V251L50 253V255H51V253L52 254H57L56 256L57 257H59V258H63V254L61 255V254H59V250L62 248L61 247V244L62 243H60V242H63V244L64 245H66L65 243H67L68 241H66V242H64L65 241V239L64 238H66L67 239V237H65L64 236V234H66L67 236H69V238L71 237L70 235H72L73 234V231H76V233H77V231L78 232H82V231H79V229H77V228H81L83 225H82V223H84V222H86V220H84V222H82V221H80L81 222V224L79 225V227H77V225L79 224H75V222H77V221H79V220H77L78 218L76 217V218H73V216H72V214H74V216H75V214H77L78 213V211H75L74 210V212L75 213H73L72 211V213L70 212H68L69 210H67V211H63ZM104 211V210H103ZM41 214H40V213ZM68 212V213H67ZM113 212V211H112ZM123 212V211H122ZM185 212V211H184ZM36 213H38V214H40V216L41 215H43V216H41V218H40V216L38 215V214H36ZM66 213L69 215V218H71V219H67L68 218V215H66ZM80 213V212H79ZM93 213V212H92ZM101 213H103V212H101ZM199 213V212H198ZM64 214V215H63ZM38 215V216H37ZM44 215H45V218H44V220L42 219V217H44ZM88 215V213L86 214V216ZM106 215V214H105ZM118 215V214H117ZM126 215V214H125ZM63 216V217H62ZM77 216V215H76ZM98 216V215H97ZM102 216V215H101ZM47 217V218H46ZM65 217V219H63ZM67 217V218H66ZM80 217V216H79ZM83 217V216H82ZM89 217V216H88ZM94 217V216H93ZM96 217V216H95ZM111 217V216H110ZM35 218H37L36 219V222H38V224L36 225V227L33 225V227H32V229L33 230H31V226H29V225H32V223L31 222H33L34 223V221H35ZM56 218V217H55ZM92 218V217H91ZM98 218H99V216H98ZM107 218V217H106ZM59 219H61L62 221H60ZM66 219H67V221H68V223H63L64 222V220L66 221ZM75 221H74V220ZM97 219V218H96ZM34 220V221H33ZM38 220V221H37ZM73 220V221H72ZM91 219H89V221H90ZM107 220V219H106ZM105 220V221H106ZM122 220V219H121ZM126 220V219H125ZM95 221V220H94ZM104 221V220H103ZM115 221V220H114ZM58 222V223H57ZM76 225V226H74V224ZM109 222V221H108ZM42 223V225L44 226V224ZM61 223H63V225L65 226V225H68V227L66 226V227H64V226H61L62 224ZM35 224V223H34ZM45 224H46V220H45ZM51 224V225H50ZM59 224H61V225H59ZM85 224V223H84ZM96 224H97V222H96ZM105 224H107V223H105ZM109 224H110V222H109ZM137 224V223H136ZM70 225H72V226H70ZM82 225V226H81ZM104 225V224H103ZM139 225V224H138ZM165 225V224H164ZM81 226V227H80ZM107 226H109V225H107ZM117 226V225H116ZM173 226V225H172ZM23 228V227H27V230H28V227H30L29 228V230H31L32 232L34 231V230H38V228L39 227H41L40 229H39V231H35L32 235H36L37 236V238H35L34 239V236H33V239H34V241L32 240V235L30 236L29 234L31 233V231H29L30 233L28 234L29 235V237L30 238H28L29 240H32L31 241V243L28 241L27 242V233L28 232H26L27 230L25 229V228H21L22 230L21 231H19V230H17L16 228ZM74 227H77L76 229L77 230H75V229H73ZM104 227V226H103ZM110 227V226H109ZM141 227V226H140ZM165 227V226H164ZM35 228V229H34ZM98 228V227H97ZM111 228V227H110ZM113 228H114V226L111 228L112 229V232H113V234H114V230H113ZM117 228V227H116ZM142 228V227H141ZM73 229V230H72ZM82 229H84V227H82ZM100 228H98V230H99ZM104 229H106V228H104ZM111 229H109V231L111 230ZM119 229V228H118ZM161 229H163V228H161ZM14 230V231H13ZM26 230V231H25ZM81 230V229H80ZM97 229L95 230V229H88V231H91V232H89V233H91V235H94L95 233H96V231H98ZM103 232H102V234L104 233V230H103V228L101 229ZM107 230V229H106ZM168 230V229H167ZM59 231V232H58ZM60 231L61 232H64V234L62 235L61 233H60ZM118 231V230H117ZM116 231V232H117ZM122 232V230H119V232ZM127 231V230H126ZM136 231V230H135ZM56 232H57V234H56ZM83 232H85V231H83ZM108 232V231H107ZM116 232H115V234H116ZM119 232L117 233V234H119ZM172 232V231H171ZM181 232V231H180ZM37 233V234H36ZM59 233L61 234V235H59ZM85 233H87V232H85ZM100 233V232H99ZM158 233H159V230H158ZM177 233V232H176ZM175 233V234H176ZM182 233V232H181ZM41 234V233H40ZM39 234V236H41ZM48 234H46L47 235V237L49 236ZM101 234V236L103 237V235ZM121 234V233H120ZM123 234V233H122ZM165 234V233H164ZM55 235V236H54ZM74 235H75V233H74ZM97 235V233L95 234V236ZM99 235V234H98ZM110 235H112V234H110ZM143 235V234H142ZM173 235V234H172ZM179 235V234H178ZM1 236V235H0ZM4 236H2V238L4 237ZM8 236H9V238H8ZM11 236V237H10ZM41 236V237H42ZM45 236V235H44ZM43 236V237H44ZM61 236V237H60ZM73 236V235H72ZM109 236V235H108ZM107 236V237H108ZM116 236V235H115ZM114 235H113V237H115ZM154 236V235H153ZM170 236V235H169ZM174 236V235H173ZM62 237H64V238H62ZM74 237V236H73ZM133 237V236H132ZM159 237H161V236H159ZM257 237V236H256ZM50 238V237H49ZM49 238H47L46 240H49ZM50 238V239H51ZM59 238H60V241H59ZM64 240V241H62V239ZM68 238V239H69ZM151 238V237H150ZM162 238V237H161ZM10 239V240H11ZM43 239V238H42ZM45 239V238H44ZM67 239V240H68ZM95 239V238H94ZM116 239V238H115ZM118 239V238H117ZM124 239V238H123ZM126 239V238H125ZM261 239V238H260ZM4 240H5V238H4ZM26 240V242H27V244H25L26 242H23V241H25ZM13 241H12V243H13ZM123 241V240H122ZM134 241V240H133ZM155 241V240H154ZM17 242L19 243L20 242V244L23 242L24 244H18L17 245ZM157 242V241H156ZM177 242V241H176ZM251 242V241H250ZM13 243V245H15ZM28 243H30V244H28ZM57 245H56V244ZM155 243V242H154ZM249 243V242H248ZM35 244H33L34 246H35ZM45 243H44V241H43V243H41L39 246H38V248H40L41 249V245H43L44 247H46L45 245H44ZM49 244V245H48ZM62 244V245H63ZM95 244V243H94ZM93 244V245H94ZM117 244V243H116ZM32 245V248L33 249H35V248H37V247H35L34 248V246ZM63 245V247H65L64 249H63V251L66 249L67 250V246H64ZM122 245H124V244H122ZM126 245H127V243H126ZM125 245V246H126ZM156 245V244H155ZM162 245H163V243H162ZM42 246V247H43ZM95 246V245H94ZM118 246V245H117ZM121 246V245H120ZM119 246V247H120ZM163 246H165V245H163ZM240 246H242V244L240 245ZM259 246H261V245H259ZM26 248V247H25ZM24 248V249H25ZM29 248V250L30 249H32V248H30V247H28ZM27 248V249H28ZM127 248V247H126ZM165 248V247H164ZM130 250H132L131 248H129ZM134 249V248H133ZM148 249V248H147ZM42 250V249H41ZM142 250V249H141ZM166 250V249H165ZM228 250V249H227ZM43 251H46L45 250V248H44V250ZM61 251H62V249H61ZM62 251V253H64V254H66L65 252H63ZM68 251V250H67ZM128 251V250H127ZM140 251V250H139ZM154 251V250H153ZM169 251V250H168ZM230 251V250H229ZM239 251H241V250H239ZM132 252V251H131ZM144 252V251H143ZM146 252H147V250H146ZM146 252H144V253H146ZM233 252V251H232ZM237 252V251H236ZM61 253V252H60ZM132 253H134V252H132ZM131 253V254H132ZM154 253V252H153ZM161 253V252H160ZM163 253V252H162ZM1 254H2V252H1ZM33 254V253H32ZM58 254L61 256H58ZM140 254V253H139ZM143 254V253H142ZM155 254H157L156 252H155ZM155 254H154V256L153 257H155ZM168 254H169V252H168ZM234 254H236V253H234ZM238 254V253H237ZM236 254V255H237ZM240 254V253H239ZM4 255V254H3ZM129 255V254H128ZM137 256H138V253L136 254ZM141 255V254H140ZM170 255V254H169ZM188 255V254H187ZM241 255V254H240ZM243 255V254H242ZM47 256V255H46ZM55 256V255H54ZM135 256V255H134ZM142 256V255H141ZM151 256V257H152ZM158 256V255H157ZM1 257V256H0ZM5 257H7V255L5 256ZM29 257V256H28ZM27 256L25 257V258H27V260H25V262H27V263H24V264H41V263H43V264H63V262H65V260H62L61 261V259H59V258H56L55 257V259H53V258H50V257H52V256H50V257H45V255H43L42 254V256L41 255H35L33 258H28ZM64 257H66L67 259H68V257H67V255L66 256H64ZM136 257V256H135ZM135 257H133V258H135ZM143 257V256H142ZM147 257V256H146ZM145 257V258H146ZM65 258V259H66ZM137 258V257H136ZM140 258V260H142L143 258H141V257H139ZM139 258H138V260H139ZM145 258L143 259V261H146L145 260ZM148 258H150V255H149V257ZM148 258H146V259H148ZM236 258V257H235ZM64 259V258H63ZM66 259V262L64 263V264H66L67 262H69L68 260ZM158 259V258H157ZM160 259H161V257H160ZM168 259V258H167ZM229 259H230V257H229ZM135 260V259H134ZM137 260V261H138ZM153 260V259H152ZM103 261V260H102ZM143 261H141V262H143ZM150 261V260H149ZM157 262H158V260H156ZM163 260H161L160 262H162ZM24 262V261H23ZM23 262H21V263H23ZM154 262V261H153ZM148 263V262H147ZM156 263V262H155ZM134 264H135V261H134ZM138 264V263H137ZM140 264V263H139Z\"/></svg>","mask_w":264,"mask_h":264}]
</instances>
